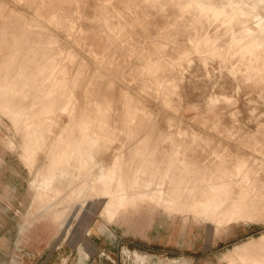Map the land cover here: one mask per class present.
<instances>
[{
    "label": "rangeland",
    "instance_id": "374dc122",
    "mask_svg": "<svg viewBox=\"0 0 264 264\" xmlns=\"http://www.w3.org/2000/svg\"><path fill=\"white\" fill-rule=\"evenodd\" d=\"M59 1L62 5L61 6L55 5L54 8H56V9H54V11H55L56 16L54 18L50 17V22L48 21L46 23L47 26H46V31L44 33H46L48 31V32H50V34H48V32H47V36H45V34H43L41 36L42 38L40 37L38 40L42 41L46 37V39L44 40V41H47V39H48V43L46 42V47L49 45L50 40H52L51 44L54 43V45H55V49H54V45H52V48L50 46L51 44L48 46L50 48V49L48 48L49 51L53 50V51H50V53H48L47 49L43 50V51L51 55L50 56L51 57L50 59L52 61V68H51L52 70L51 71H54V69H55L58 71V74H56V71H55V80L51 81L52 80V78H51L50 80L46 81V85H44V86H46L45 88H47L52 83H54L52 88H54V87L56 88L54 94L57 93L56 99L57 100L59 99L58 102L55 103V105L57 103H59L60 106H59V104L54 106V108L52 109V112L49 114H46L47 117L45 115L43 116V119H44V121H43V120H41L42 117L41 116L39 117L38 113H40V110H42V108H43L41 106H43V105L45 106V104L47 102H51L54 99L53 98L54 94L52 95L53 99L51 98L50 95H49L50 98H48L49 96H47L46 94H44V96H47V97L43 98L42 94L44 92L42 90H40L41 91L40 92L39 90L36 89L37 92H36V90L35 91L33 90L34 94L32 92V94H31L32 98H29V100H28V101H31V103H35V106L33 104L34 107L31 110L32 113L29 115V118L32 117V119H33L35 117L33 119V121H36V119H37L38 122H41V123L44 122V124L46 122V124H45L47 127V130H45L46 134H44V136L40 137L43 140V141H41V147L39 144V147L41 150L40 151L38 150L39 147L37 145V147H38L37 150H36L37 147L31 148V149H33L34 154L31 151V149L28 150L30 152L27 151V148L25 146V143L27 140V134H28V131L26 128V126H27L26 123H24L21 126V128L18 129L13 125V123L9 120L8 117L0 114V264H264V252H259L260 249L259 250L258 249H252V250H248V251H237V252L231 253V250H233L237 245H240L243 243H248L252 240L257 241L264 234V209H263V207H264V194H263L264 190H262V189H264V185H263V183H264V165H263L264 161H263V158L264 157L262 158V156H264V122H263L264 116L262 115V114H264V105H263L264 104V97H263L264 96V87H263L264 83L261 82L264 80V76H263L264 75V47H260V50H259V48H257L256 49L257 51L256 52L254 51V54L251 53V54H248L246 56H241L239 53H238V55L236 54L237 51H235V49H232V48H234V46L232 44H230V41L232 40L231 38H232L233 34H236V33L239 34L241 28H242L241 29V32H242L244 29L249 27L251 25V23H253L254 21H255L254 27H256L258 25L257 21L259 18H261V16L258 15V17H259L258 18L255 14V18H253L254 15L252 13V14H249L248 16L246 15L245 17L244 16L238 17V19L235 18L237 20V23H239V24L238 25L235 24L236 27L234 28V23H236L235 19H234V21H228L225 19V22L223 23V21H224L223 17H221L222 18V21H221V18H216V17L213 18V16H211V19L207 17V20H206V14L203 13V15H202V12L197 9V7L191 2V0H187V1L182 0V2H181V0H165V1L159 0L158 2H157V0H150V1H148V0H131V1L130 0H119V2H115V0H101V1L100 0H92V1H90V0H59ZM147 1L149 2V4ZM173 1H174V3H173ZM214 1H217V0H214ZM106 2H108V3H106ZM136 2H138L139 4L138 3H137L138 5L135 4ZM163 2H164V4H163ZM165 2H167V3L169 2L168 4H170L172 2L171 3L172 5L170 4V7H168L169 5L166 3V5H168V6H166ZM176 2H179V3H176ZM96 3H98V4H96ZM117 3H119L120 6ZM158 3H159V6H158ZM183 4H185V5H183ZM91 5H92V8L90 7V10H89V6H91ZM97 5H99V6H97ZM160 5L163 6L167 11L165 9H163ZM179 5H180V9H182L181 11L178 7ZM85 6H86V10L88 9L89 14H91L92 18L94 15V18L97 19L99 24L97 23V21L95 19L89 18L91 16L87 15L88 11H87V13L84 12V11H86ZM103 6L106 7V9ZM171 6H172V9H171ZM185 6H186V8H185ZM193 6L196 7L197 10ZM189 7H190V12H189ZM192 7L194 9H192ZM260 7H259V9L262 10L263 7L262 6H260ZM116 8H118V9H116ZM176 8H178V10ZM187 8H188V10H187ZM92 9H94V11ZM100 9H102V10L105 9L106 11L108 9L107 14L105 13L106 12L105 10L102 13V10L100 11ZM125 9L127 11L128 10H131V11L127 12V11H125ZM157 9L159 10V12H157L158 11ZM162 9H163V12H161ZM51 10H53V9H51ZM91 10L93 12H96L97 16L95 13H93V15H92V12L90 13ZM154 10H157V11H154ZM174 10L178 11L177 15L179 14V16L182 13L181 16L179 17L177 15H173L172 13L169 14L170 11L174 12ZM184 10H186V11H184ZM194 10L200 14H197L196 12H195L196 13L195 14ZM179 11L181 13H179ZM183 11L186 15L185 14L183 15ZM260 11H259V13H260ZM263 11L264 10H262V14H264ZM50 12H52V11H50ZM98 12L100 13L99 15H98ZM123 12H125L126 14ZM141 13L143 14V16ZM163 13H165V14L163 15ZM174 13L176 14V11ZM187 13H189V14H187ZM60 14H62L63 17ZM132 14L134 16H132ZM159 14H160V16H159ZM168 14L172 15L171 18ZM165 15H166V17H165ZM188 15L190 16L189 19L186 18V16H188ZM193 15H195V16H193ZM60 16L62 18H65V19L60 18ZM87 16L90 20H88ZM128 16H130V17H128ZM150 16H151V18H150ZM173 16H174V18L177 17V19L174 20ZM134 17L136 19H134ZM137 17H139V19ZM181 17L184 18L185 20H180ZM194 17H195V20L193 19ZM247 17H249L250 19L248 18V20H247ZM262 17L264 19V16H262ZM29 18H31V17H29ZM101 18H102V20L100 21ZM190 18H192L193 20L192 19L190 20ZM196 18H199V19H196ZM212 18H213V20H212ZM245 18H246V20H245ZM251 18H252V20L253 19H255V20L252 21ZM119 19H120V21H119ZM144 19L146 22L144 21ZM167 19H168L167 25H169V26H167L165 23ZM219 19L221 22H218ZM58 20L60 22H63L64 26L62 25V23H59ZM65 20H67V21L69 20V21L65 22ZM215 20H216V22H215ZM127 21H129V23ZM182 21H183V23H182ZM204 21L206 22V24L203 23ZM210 21L213 22V23L211 22L213 25L212 28H209V27H211ZM244 21H245V25H244ZM143 22H144V24L147 23L148 25L147 24L143 25ZM168 22H170V23L168 24ZM171 22H173V24L176 28L173 26V24H171ZM178 22H180V23H178ZM188 22L190 25L189 29H188V26H189ZM192 22H195V23H192ZM217 22L220 24L218 25ZM227 22H230V24H233V25H230ZM34 23H36V22H33V24H32L33 28H34ZM118 23H119V25H118ZM199 23H200V25H198ZM240 23H241V25H240ZM58 24H60L62 27ZM138 24H140V26ZM225 24H226V26L227 25H230V26H228V28H226ZM36 25H38V24H36ZM52 25H53V27H52ZM101 25H103L104 27H101ZM146 25L149 27V29H147ZM206 25H207V27H206ZM164 26H166V30H165ZM179 26L184 27V28H182L184 31L182 29H180L181 27L178 28ZM216 26H217V31L215 30ZM48 27L51 30L50 29L48 30L47 29ZM67 27H69V28H67ZM126 27H127V29H126ZM133 27H134L135 31L133 30ZM194 27H196L197 29ZM219 27H221L222 29ZM223 27L226 29L223 30L224 29ZM142 28L144 30H142ZM151 28H153V29H151ZM173 28H175V30ZM112 29H113V32H112ZM179 29L182 31L181 32L178 31ZM187 29H188V32H187ZM202 29L206 32L204 33V31H202ZM232 29L235 31V33H232L233 32ZM63 30L64 31L67 30L68 34L67 33L65 34V32ZM141 30L144 32H142ZM152 30H154V32H152ZM189 30L191 31L190 33H189ZM207 30H209V31H207ZM226 30L228 33L227 34L224 33L225 34V36H224L223 32H226ZM54 31L56 34L60 33L59 35H61V36L58 35V37H55L57 35L54 33ZM62 31L64 32L63 35H62ZM72 31H73V33H72ZM75 31H76V33H75ZM145 31H147V32H145ZM149 31H151V32L149 33ZM127 32H128V34L129 33L130 34L128 35ZM177 32H179V33H177ZM184 32L186 33V35ZM193 32H194V34H193ZM210 32L212 35H210ZM218 32H219V34H218ZM124 33H126V34L124 35ZM231 33H232V35H231ZM139 34H140V36H139ZM144 34H146V35H144ZM148 34L151 37H149ZM187 34L189 36L192 34V38H191V36L189 37ZM228 34H229L230 38L228 37ZM49 35H50V37H49ZM51 35L54 37V39ZM66 35H68L69 38ZM111 35H113V36H111ZM114 35L115 36L119 35V36L115 38ZM204 35L206 36V39L208 40V42L205 39ZM73 36H74V38H73ZM141 36L143 37V39ZM181 36H182V38H181ZM223 36H224V38H223ZM60 37H63L61 42H59V43H62V45L55 41L56 40L55 38H57L58 41H60L59 40ZM113 37L115 39L114 41H112ZM175 37H176V39H174ZM217 37L219 38V40ZM225 37L227 38V40ZM150 38H152L153 40ZM169 38H172V39H169ZM177 38H178V40L180 39L179 42L177 41ZM228 38L230 39V41ZM72 39H74V41ZM67 40L68 41L70 40L73 42H70V41L67 42ZM118 40H120L121 42ZM140 40H141V42H140ZM188 40L189 41L191 40V41L189 42ZM209 40H211V41H209ZM217 40H218V42H217ZM220 40H221V42L223 41V45H221ZM62 41H65V42H62ZM175 41H177V42L175 43ZM196 41H199V42L197 43ZM74 42H75V44H73V46H72V43H74ZM182 42L183 43L185 42L184 45L179 44ZM186 42H188V43H186ZM214 42H216V43H214ZM227 42L229 44H226ZM113 43H117V45L116 44L114 45ZM133 43H134V45H133ZM195 43H197V44L194 46L193 44H195ZM218 43H219V45H218ZM57 44H59L60 46ZM177 44H179V45H177ZM189 44H191L190 45L191 47L189 46ZM67 45H68V47H67ZM74 45H76V46H74ZM200 45H202L203 48L205 47L204 51ZM212 45L214 47H215V45H217V47L213 50V52L211 51L214 48V47H212ZM118 46H120V47L118 48ZM142 46L144 48L141 49ZM182 46H185V48ZM64 47H65V49H64ZM69 47H71L72 49ZM206 47L209 48L210 50L207 49ZM211 47H212V49H211ZM77 48L78 49L81 48V50H83V51H81L80 49L78 51ZM192 48L194 51L192 50ZM218 48H220V49H218ZM73 49H75V50H73ZM158 49H159V51H158ZM67 50L71 54L75 51H76V53H73L71 56L69 54V56H68L66 54V53H69ZM112 50L115 51L116 53H114ZM189 50L190 51L192 50V52H190ZM206 50H207V52H206ZM227 50L228 51L230 50L229 51L230 54ZM85 51H86V53H84L85 57H83V58H85V61H84V59L80 58V56H83V52H85ZM151 51H153V53ZM180 51L182 53H180ZM210 51H211V53L209 55ZM258 51H260L259 52L260 54L262 53L260 55L261 58L259 57ZM62 52H63V55L61 57H63V60H64L63 62L61 61V57L58 56ZM77 52H79V53H77ZM119 52H120V55L118 54V56H117V53H119ZM157 52H159V53L157 54ZM160 52H161V54H160ZM52 53H54L53 57H52ZM178 53H179V55H178ZM194 53L198 54V56ZM202 53H203V57L201 56ZM206 53H208V54H206ZM255 53L257 54V56H255L256 55ZM55 54H57V55H55ZM65 54L67 57L66 56L64 57ZM86 54H87V58H88L87 60H86ZM90 54H91V56H90ZM199 54H201V55L199 56ZM75 55H78L79 59ZM88 55H89V57H88ZM191 55L193 56V58L195 57L192 61H191L192 57H190ZM220 55H221V58H219ZM74 56L76 57V60H75ZM108 56H111V57H108ZM116 56H117V58L119 57L117 59V62H116ZM252 56H255V57H252ZM58 57H60V59ZM69 57H70V59H69ZM72 57H74V58H72ZM107 57L109 58V60ZM133 57H134V59H133ZM149 57L152 59H150ZM204 57H206V58H204ZM207 57H208V59H207ZM228 57L230 58V60ZM175 58H177V59H175ZM235 58L238 61H236ZM243 58H244V60H243ZM53 59H55V60L58 59V60H56V61L54 60V62H53ZM71 59H73V60H71ZM148 59L150 61H148ZM167 59H169L168 60L169 62L166 61ZM171 59L173 60V62ZM183 59H184V61L186 59V62L188 61L187 63L185 62V65L183 64ZM213 59L216 61V63H215V61H213ZM257 59H258V61H257ZM90 60H91V63H92V60L93 61L99 60L96 63L98 64V66L100 65L99 67H101V68H102L101 65L102 64L104 65L106 63L103 66L102 70L105 71L106 69L108 70L111 68L110 69L111 71L108 70V72L110 71V73H106L107 70H106V72H104L105 74L101 73V72H103L101 70V68H99L95 62H93V63L96 64V66L93 67L92 66L93 64L91 65ZM134 60H135L136 64H137L136 61H138L137 65L133 62ZM242 60L244 61V63H242ZM250 60L253 64H251ZM261 60H262V62H260ZM76 61L78 63H81L80 66H78V63ZM106 61L108 63L110 62V64L107 65ZM143 61H147L148 62L147 65H145L146 63ZM230 61H231V63H230ZM190 62H192V63H190ZM235 62H237V63H235ZM75 63H76V65L73 66ZM133 63H134V65H133ZM161 63H162V65H161ZM181 63L183 64L182 66H181ZM214 63H215V65H214ZM223 63L225 65V68H226L227 64L229 67H230V65L232 66L230 69L231 72L232 71L235 72V71H237V69H239V70L237 71V73L235 72L236 74L234 72H232V75H231L228 66L226 68L227 71H226V69L223 68V66H224V65L222 66ZM234 63H235V65H232ZM240 63H241V65H240ZM260 63H261V65H260ZM59 64L61 65L60 67H58ZM85 64H86V66H85ZM139 64L141 66L142 65L147 66V68H149V69H145L146 67H143V66L141 67ZM217 64L219 65V68H218ZM127 65H128V67H127ZM178 65H180V66H178ZM213 65L216 66L217 69H215ZM76 66H77V68H75ZM107 66H108V68H107ZM109 66H110V68H109ZM115 66H117V67L120 66L121 69L119 67L117 68ZM129 66L131 67L130 69H129ZM136 66H137V68H136ZM154 66H156V67L159 66L160 67V68L158 67L159 71ZM177 66H178L179 70H178ZM221 66L224 70L221 68ZM255 66H256V68H255ZM86 67H89V68H86ZM104 67H106L105 70H104ZM152 67H154V70L155 69L156 70L153 71ZM181 67L184 69L183 71H182ZM235 67H236V69H235ZM242 67L244 68L246 73H245V71L243 72ZM73 68L76 69V73L74 72L75 77L73 76ZM122 68L126 69V70H123ZM140 68L144 69L143 72H142V69H140ZM175 68H177V69H175ZM220 68L222 71L220 70ZM138 69H140V71ZM112 70L114 71V73ZM169 70L171 73L169 72ZM173 70H174V74L172 73ZM180 70H181V73H180ZM92 71H94V72H92ZM97 71H98V75H97ZM119 71L120 72L122 71V72L120 73ZM129 71H132L131 72L132 74ZM160 71H161V73H160ZM63 72H65V74ZM84 72H85V74L86 73L87 74L84 75ZM127 72H129V73L127 74ZM154 72H155V76L158 74L156 77L153 76ZM156 72H159V73L156 74ZM175 72H177V77H176ZM238 72L240 75L238 74ZM91 73H93V74H91ZM141 73H143V74H141ZM168 73H170V75ZM244 73L246 75H247V73L249 74V76L248 75L246 76V79L248 77L247 80L245 79ZM63 74L65 75V77L68 80H66V78L62 79ZM71 74H72V76H71ZM106 74L111 75V76L113 75V76H112V78L111 77L109 78V76L107 77ZM115 74H116V77L118 78V80H117V78L114 79ZM233 74H235V75H233ZM237 74H238V76H237ZM241 74H242V76H241ZM93 75H95L96 77ZM222 75H224V76H222ZM162 76H163V78H162ZM170 76H173V77L170 78ZM218 76H219V78H218ZM233 76L236 77V79ZM71 77H72V79H69ZM174 77H175V79H174ZM228 77H229V80L231 81V83H230V81H228V83H227ZM61 79H62V81H61V88H60L61 92H60L57 89V84H58V81ZM81 79H82V81H81ZM112 79H114V80H112ZM122 79L123 80L125 79L124 82L125 83L128 82V83L125 84L124 82H122ZM146 79H147V81H146ZM172 79H174L176 82L175 81L173 82ZM63 80H65V82ZM71 80L73 83L71 82ZM91 80H92V85H91ZM115 80H117L118 83L120 82V84L121 83H123V84H121L119 86V84L116 82V85H118V86H114ZM217 80L223 81V83L222 82L220 83ZM224 80H225V83H224ZM241 80H242V82H239ZM170 81L174 83V86H172L173 83H171ZM178 81H180L181 84L175 86V84L180 83ZM237 81L239 82L238 84H237ZM245 81H247V82H245ZM259 81L261 83H259ZM169 82H170V84H169ZM243 82L245 84H243ZM69 83L71 84V86H69ZM96 83H97V85H96ZM257 83L259 85L257 87H255ZM158 84H159V86H158ZM224 84H225V86H224ZM236 84H237V87H236ZM122 85H123V87H122ZM126 85H128V87ZM133 85H136V86L142 85L143 86V88H142L143 92L140 91L141 93H143V95H141V96H143L141 99H140L139 95H136V93L141 88L138 86L139 87V89H138V87L134 86V89H133L132 88ZM148 85H149V87H148ZM164 85H166V86L163 87ZM238 85L239 86L241 85L240 86L241 90L238 89V87H239ZM260 85H261L260 90H258V87ZM98 86H100V88ZM68 87L70 88V90H68L69 89ZM71 87L72 88L74 87V90ZM117 87H118V89H117ZM126 87L128 89L130 87V89H129L130 91L127 90ZM166 87L167 88L169 87L168 90ZM246 87L249 88V92H248V88L244 90V88H246ZM86 88H88V89L86 90ZM123 88H125L128 91V95H127L126 90H124ZM144 88H145V90H144ZM164 88H166V89H164ZM172 88H173V91L170 92V90H172ZM236 88L239 91H237ZM262 88H263V90H262ZM76 89L80 90V96H79V90L77 92L78 96L76 95V91H77ZM95 89H97V90L94 91ZM102 89L105 92L102 91ZM122 89L124 90V92L122 91ZM252 89L255 90L254 93H253ZM64 90H65V92H64ZM136 90H137V92H135ZM165 90H166V93H165ZM256 90L259 92H257ZM62 91L64 92V94ZM132 91H133L132 95L134 94L133 97L130 94ZM154 91L156 93H154ZM220 91H221L222 95L220 94ZM233 91H234V93H233ZM244 91H245V93L247 92L248 96L247 95L245 96ZM173 92H174V94H173ZM180 92H181V94H180ZM236 92L239 93L238 94L239 96L236 95ZM35 93H37V94H35ZM110 93H112V97H113V98L111 97V99H110V96H111ZM117 93L123 98V100L120 98L119 95H116ZM171 93H172V95H171ZM178 93H179V95H177ZM212 93L214 94L215 97L213 96ZM225 93H227V94L225 95ZM255 93H257V94H255ZM38 94H41V95H38ZM60 94H62V95H60ZM65 94H67V95H65ZM70 94H73V96L75 98L73 99L72 97H69V96H72ZM85 94H86V96H85ZM92 94H93V96H92ZM138 94H139V92H138ZM147 94L149 97L146 96ZM166 94L169 97L170 96L172 97L174 95L172 97L173 99H170L171 97L169 98L167 96V98H169V100H168L165 96ZM234 94H235V96H234ZM260 94H261L262 98H261ZM56 95H54V96H56ZM94 95H95V97H94ZM108 95H109V97H108ZM115 95L117 97L116 100H115ZM197 95H198V97H197ZM200 95H202V96H200ZM255 95H256L258 100L256 99V97H252ZM82 96H83V99H81ZM145 96L147 99L144 98ZM178 96H181V97H179V99H177ZM205 96L207 97V99H205ZM85 97H87V98L85 99ZM105 97H106V100L103 99ZM135 97H138V98H135ZM160 97H161L162 102L160 101ZM202 97H204V98H203V101L200 100V102H201L200 103L198 101V99H202ZM258 97H260V100ZM37 98L42 103L40 102V104H38L39 100ZM62 98H64V99L62 100ZM162 98L164 100L165 99H167V100L163 101ZM220 98H223V99L221 100ZM232 98H234V99H232ZM241 98H243L245 100V103L243 101L244 107H242L243 104H242ZM253 98H254L256 104H255V102H253L254 101ZM30 99H33V100L36 99L35 100L36 102L35 101L33 102V100H30ZM42 99H44L43 101L45 103H43ZM76 99H77V101H76ZM94 99L97 101L94 102ZM102 99H103V101H102L103 104L101 103ZM112 99L114 101H112ZM135 99H139V102ZM155 99H156V105L152 104L155 102ZM182 99H183V101H182ZM251 99L253 101H251ZM70 100H72V101H70ZM86 100H88L89 102L91 101V104L88 102V104H89L88 105ZM121 100H122V103H121ZM151 100L154 102H151ZM157 100H158V103H157ZM208 100H210V101L208 102ZM232 100H233V102H231ZM235 100L236 101L240 100V101L236 102ZM73 101H74V105H72ZM98 101H99V103H98ZM109 101L111 102V104L109 103V105H107ZM117 101L120 105L116 104ZM135 101H137L138 103L135 104ZM257 101H259V102L261 101V102L257 103ZM68 102H72V103L68 104ZM75 102H76V105H78L77 107L75 106ZM80 102H81V108L82 109L78 108V107H80L79 106ZM145 102H146V105H145ZM149 102H150V108L147 107V105L149 106ZM160 102L164 106L161 105ZM165 102H167V103H165ZM181 102L182 103L184 102V104H183L184 106L181 104ZM248 102H250L249 106H247V108H245L246 105H248L247 104ZM92 103H93V105H92ZM95 103L97 105H95ZM142 103H143V105H142ZM233 103H235V105L236 104L237 105L235 106V105H233ZM36 104L38 106L41 105L40 108ZM62 104L64 105V108H63ZM82 104L84 105V108H83ZM166 104H167V107H166ZM259 104H260V106H259ZM98 105H100L101 107L100 106L98 107ZM103 105H106L105 106L106 108ZM110 105L114 106V108L112 106L110 107ZM116 105L118 106L119 109L116 108ZM153 105H154V107H157L156 108L157 111L155 110ZM65 106H66V108H65ZM107 106L110 108L109 110H108ZM168 106H170V107H168ZM58 107H59L58 110H60V109H61L60 111L64 110L63 113L67 112L69 115L67 113L62 114V112L57 110ZM74 107H75V111L73 109ZM145 107H147V108L145 109ZM152 107H153V109H152ZM76 108H78V109H76ZM134 108L136 111L134 110ZM66 109L67 110L69 109V110L67 111ZM72 109H73V111H72ZM79 109H80V113H78ZM102 109H103V111H102ZM105 109L107 112L105 111ZM167 109L168 110L170 109L171 112H168V111L166 112ZM189 109H191V110H189ZM204 109H205V111H204ZM229 109H230V111H229ZM35 110L37 113L35 112ZM56 110L58 111V113L60 112V115H62L61 118H60V116H58L59 114L57 113ZM81 110L83 113L86 111L85 116L87 118L84 116L83 113H82L83 116L81 115ZM95 110H96V113H95ZM117 110L119 111V114L117 113ZM150 110L152 112L154 110V111L158 112V114L156 112H154V113H156V115L154 113L152 114ZM206 110H207V112H206ZM88 111L91 112L93 116L91 115V113H87ZM108 111H110V112H108ZM125 111H126V113H125ZM159 111H160V113H162V115H161L162 117L159 115L160 114ZM163 111H164V113H163ZM174 111H175V113H174ZM202 111H204L206 114L205 113L203 114ZM226 111L228 113H225ZM75 112H77V114H78L77 117H76ZM93 112H94V114H93ZM112 112H113V114H112ZM223 112L226 114L225 116L223 115L224 114ZM229 112H230V115H229ZM253 112H256V113H253ZM260 112H262V113L260 114ZM86 113H87V115H86ZM170 113H172V114L170 115ZM201 113H202V115H201ZM245 113H246V115H245ZM247 113H248V117H247ZM109 114H110L111 118L109 119V117H108V121L109 120H110V122L113 121L111 123H114V124H111L110 122L107 121L106 117ZM146 114H147V116H146ZM151 114H152V116H151ZM166 114L170 115L169 120L171 122V119H172V122H171L172 124L167 119ZM179 114H181V115H179ZM37 115H38L39 119L36 118ZM63 115H65L66 118H65V116H64V118H62ZM101 115L102 116L104 115V117L106 116L105 119L102 118L105 121L104 120L100 121ZM115 115H116V117H114V119H115L114 120V119H112L113 118L112 116H115ZM164 115H165L166 119H165ZM172 115H175V116H172ZM176 115H177V117H178V115L181 116L182 119L184 118V120L187 119L189 121V122L188 121L187 122L191 123V124L193 123V126L191 124H190L191 126H189V124L187 125L186 121H185V123H183V120H181V119L178 120L179 117L177 118ZM73 116H75V118ZM132 116L134 117V120L131 118ZM221 116H224V117L222 118ZM49 117L52 119L53 122L50 120ZM54 117H56V118L54 119ZM58 117L61 120L60 119L58 120ZM93 117L94 118L96 117L97 119L95 118L96 119L95 120ZM147 117L152 119L150 121V123H149L150 119L149 118L147 119ZM159 117H161L160 120L159 121L156 120ZM175 117L178 121L175 120L176 122L174 123V125L175 126L178 125L177 129L178 128H179L178 130L181 129L180 132L177 129H176L177 131H175L176 127L171 128L173 125V121H174ZM242 117H243V119H242ZM69 118H70V120H69ZM140 118H142V119H140ZM144 118L147 119L146 121H148V122L145 123V121H143ZM218 118L222 119V121L220 122V119H218ZM32 119L30 118L29 121L31 122ZM46 119H47V121H46ZM64 119H66V120L68 119V122L65 121ZM231 119L233 120V122ZM255 119H257V123H256ZM54 120H56L57 122H55ZM74 120L75 121L87 120V122H85V126L88 125L86 127V129L89 133L97 134L99 129H100L101 135H102L101 136L102 138L100 137V139H103V137H104L105 140L106 139L108 140V142L105 141V143H104V139L102 140V145H101V147H102L101 151L102 152L99 151L100 148L98 149V147H100V144H99L101 142L100 140L94 146L95 148L93 147V152L98 151V152H94L95 158H96V156H95L96 154L99 156V158H101L102 155L104 156L103 158H101V159H103V163H102L101 159L96 160L93 158L94 162H92V165L89 166V168H87L88 173L87 172L82 173V168H81L82 174H80V172H79L80 170H78V173H77L76 172L77 168L80 169V167L78 165V162L74 159H72V160H74L75 162L73 161V163L70 162L69 164L70 165L72 164V166L75 164V172H74V168L72 166H69V164H65V166H68V168H69V173L74 175L77 180H80L82 178H86L87 176H88L87 177L88 180L91 181L92 176H93L92 180H94V176L96 175L95 172H97V169H96V171L94 169L96 167H98V169H99V165H102V164H105V166L107 165L106 167H110L113 164V162L116 160L117 156H120V157L123 156L122 160L125 159V162H126L125 163L123 161L124 162L123 166H125L124 170L125 169L127 170V171H124L122 169L123 175L128 176V177H132L133 176L132 174L134 173L135 169L139 165L136 157L138 155H139L138 158L142 157L141 156L142 153L140 151H142V152L144 151V154H143L144 156H143L142 160L140 159L141 162L139 161V163H142V161L144 160V157H145V159L146 158L153 159V161H156V163L158 162L161 164H165L169 161L170 155H174V154L178 153V154H180V156L182 158L184 157L183 160H184V162H186L189 165V169H194L196 171L198 170L199 173L195 174V176L198 178L199 177L207 178V175L205 174L206 169H207V173H208L210 178H213V177H214V179H217V177L221 178L219 176H216V174H214V172L216 173L220 169L218 171V174L220 176L222 175V179L224 178L223 180H232V182L235 183V184L232 183L233 187L238 186L237 188H234L235 190L233 189L235 194H238V190L240 189L239 187L248 186V184H251L253 188H251V190H249V192L251 194L249 193L250 198H249V200H247V204L251 206L255 202L259 201L260 199H261L260 201H262V199H263V201H262L263 207L261 208L262 203L258 202V203H255L254 205L257 208L259 203H261L260 207H258L255 210L254 209L249 210V208H255L254 205L251 207H249V206L245 207V205H247V204H245L244 205L245 209L247 208L248 211H251L253 214V215L250 214L251 216L248 220H241L239 222L235 221V222L231 223L230 225H226V220H224L222 222V224L220 226H218L217 223L215 224L216 221L213 220L214 221L213 222V221H211L212 219H210V218H208L210 221L207 218H206V220H207L206 221L204 219V217L202 219H201V217L200 218L196 217L193 214V212H180V211L169 212L165 209L164 206H160L156 210L150 209L149 206H147V207L143 206L139 210H131L128 212H122L121 211L115 217L109 218V214L102 207L99 206V200L95 197L94 192H90V193L86 194L85 196H83L82 198H79L76 200H68V193L70 192V190L69 189L68 190L67 189H61V192L59 194L45 193L43 198H38L37 195L40 192V190L37 189V182L42 178V177L40 178L39 175L42 176V174L44 175L47 172L48 167L46 165L49 164V162L47 164V161L51 162L52 156L54 155L52 153V151H53L52 149L54 148L53 144H55V142L57 141V139L59 137H62V134L64 135L63 138H66L67 135L71 136V138H77V137H79L78 135H80L79 134L80 131H78V130H80V128L77 126L78 124L76 125V123H81V122H79V121L74 122ZM88 120L89 121L93 120V121L90 123V122H88ZM97 120L100 121V126L98 125L99 129L97 128V125H96L97 123H95V121L97 122ZM129 120H131V121H129ZM212 120L215 121V123ZM226 120H228V122L225 123ZM63 121H64V125L62 124ZM119 121H120V123L122 122L120 126L118 125ZM162 121L164 122V124H162ZM216 121L219 123L217 124ZM47 122H48V124H47ZM135 122H136V124H135ZM158 122H159V124H158ZM166 122L170 123V124H167ZM211 122H212V125H211ZM49 123H52V124H49ZM92 123H94V124H92ZM108 123H110L109 124L110 128L108 126ZM124 123H125V125H124ZM156 123H157V125H156ZM176 123H179V124L176 125ZM222 123L223 124L225 123L226 125L224 124V127H223ZM231 123H233V124H231ZM25 124H26V126H25ZM61 124H62V126H65V127H62ZM98 124H99V122H98ZM130 124H131V126H130ZM134 124H135V127H134ZM216 124H217V126H216ZM255 124H259V125H255ZM52 125H53V127H52ZM70 125L74 126V128L76 127L75 130L73 129L74 132L76 131V129H78L77 132L74 133V137L72 135H70L69 132H67L69 130L68 127ZM90 125L91 126L93 125L94 127L93 126L91 127ZM112 125H113V127H112ZM179 125H184V126H179ZM200 125H201L203 132L206 131L204 129H207V130L209 129L210 132L208 131L209 133H207V131H206L205 132L206 135L203 134L202 131H200V129H201ZM114 126H116L117 129ZM140 126L143 127V129L145 130L143 132H146V136L142 132V130L139 132V130L142 129ZM160 126H161V130H162V132H160V134H162L163 137L160 134H158V132L161 131V130H159ZM207 126H208V128H207ZM233 126L235 128H237L236 129L237 131H235V128L231 129V127H233ZM249 126H250V128H249ZM66 127L68 128V130H66V132L64 131L66 134L65 135L63 130L62 131H60V130L62 128H66ZM111 127H112V129H111ZM122 127H123V130H120V129H122ZM189 127H190V129H189ZM239 127H241V128H239ZM24 128H25V130H24ZM53 128L54 129L57 128L56 132ZM147 128H148V131H147ZM149 128L151 130H149ZM156 128H158L157 134L155 131ZM167 128L170 130L168 131ZM211 128H212V130H211ZM254 128H255V130H254ZM49 129L51 130V132ZM103 129H104V131L102 132ZM115 129H116V132H115ZM124 129H126V130H124ZM238 129H239V131H238ZM250 129H251V131H250ZM25 131H26V133H25ZM59 131L61 133L59 135H57L59 133ZM163 131L165 133V136L163 134ZM185 131H186V133H185ZM196 131H197L198 135L195 134ZM229 131H230V133H229ZM258 131H259V133H258ZM47 132L50 134V136ZM119 132H120V134H119ZM124 132H126V133H124ZM147 132H149V133L147 134ZM151 132H152V134H151ZM177 132H179L180 135H178ZM189 132H190V134L187 135V133H189ZM214 132L217 134L218 140H220V138L223 137L224 139H227V141L223 140L222 138H221L222 139L221 142L217 141L215 139L216 138L215 135L213 138ZM246 132L247 133L250 132V133L247 135ZM133 133H134V135H133ZM168 133L171 135L169 136ZM200 133H202V134H200ZM236 133H238V135ZM256 133H257V135H255ZM55 134H56V136H55ZM155 134H156V137H158V139H160V141L156 140V138L154 137ZM166 134L169 137H171V139H169L166 136ZM207 134H209L207 137L208 140H206ZM128 135H131V137ZM182 135H183V137H182ZM210 135L212 136L213 139H209V138H211ZM258 135L261 136V138ZM54 136L57 138L56 140H55ZM124 136H125V138H123ZM147 136H148V138H147ZM150 136H151V138H150ZM179 136H181L182 138L180 139ZM185 136H187V137H185ZM189 136L191 139H188ZM50 137L52 138V140ZM108 137L110 140L108 139ZM175 137H177V139ZM192 137H193V140H192ZM133 138L135 139V143H137V144L140 143V140H141L142 144L140 143V145H141L142 150H139L141 148H139V149L137 148L138 150L136 149V144L134 143ZM174 138L176 140H178V139L179 140L176 141ZM183 138H185V140ZM53 139H54V141H53ZM124 139L126 140V142L129 139L133 140L132 142H130L131 140H129L127 142V144H129V142H130V144H129V146L131 145L130 147L126 144V142L125 143L123 142ZM168 139L171 141L172 144L169 142ZM197 139H198V141H196ZM136 140H137V142H136ZM138 140H139V142H138ZM164 140L166 141V143H164L165 142ZM200 140H202V142ZM111 141H113L112 144H111ZM115 141L120 143V145ZM156 141L158 143H156ZM193 141L195 142V147H193L194 146ZM209 141H210V143H209ZM216 141H217V144H215V146H214L213 142L216 143ZM233 141H235V142H233ZM42 142H45V143L42 144ZM51 142H52V146H51ZM143 142L146 145V147L143 146L144 145ZM205 142H207V144ZM222 142L224 144L226 142H228V145L225 144L227 147L224 146V144H222ZM230 142H232V143H230ZM236 142H238V143H236ZM186 143H187V145H186ZM198 143H199V147L196 148V146H198L197 145ZM220 143L223 145L224 148H221L222 145H220ZM98 144H99V146H98ZM106 144L109 146H107ZM114 144L116 146H114ZM117 144H118V147H117ZM165 144H167L166 147L164 146ZM179 144L181 147L178 146ZM190 144H191V146H190ZM202 144L204 146H202ZM231 144L232 145L235 144L234 146L236 149L234 148V146L232 148ZM236 144L239 145L238 147L240 149L238 147H236ZM42 145H43V148L46 146V148H47V149H45L46 153L43 151L44 149H42ZM60 145H59V148L61 147ZM111 145L113 146V150H112ZM126 145L130 149V155H129V153H127V151H123L125 149L129 150L126 147ZM147 145H149V147ZM132 146L134 147V149ZM170 146H172V148ZM173 146L176 149H173L174 148ZM211 146H213V150L215 149L214 152L212 151ZM228 146H230V148ZM48 147H50V150ZM109 147H110V150H109L110 152L106 151L109 149ZM114 148H116V150ZM121 148H122V150H121ZM160 148L162 149L161 152H160ZM163 148H165V149H163ZM170 148H171V150H170ZM200 148L203 151V153L201 150H199ZM216 148H217V150H216ZM228 148L230 151H233V150L234 151L237 150V151L233 152L234 153L233 154L229 150H227ZM104 149L107 153H105ZM135 149H136V153L134 154ZM146 149H148V150H146ZM188 149H190V150L192 149L190 152L191 156H189L190 150H188ZM210 149H211V151H210ZM222 149L223 150L225 149L226 151H229V152L228 153L226 151L222 152ZM111 150H112V152H111ZM114 150L116 151L115 152L116 155L113 152ZM117 150H119V151H117ZM182 150H183L184 154L182 153ZM194 150H195V153H194ZM246 150L248 151L247 154H246ZM154 151H155V153H154ZM35 152H36V156H35ZM37 152H39V153H37ZM179 152H181V153H179ZM196 152H197V154H196ZM198 152H201V154H199ZM218 152L219 153L222 152L221 155L218 154ZM244 152H245V155H244ZM250 152L252 153L251 155H250ZM132 153L135 155V157ZM137 153H138V155H137ZM161 153H162V155H161ZM238 153H240V154H238ZM29 154L30 155L33 154L34 156L32 155L30 157ZM47 154H48V156L49 155L51 156V157L49 156L50 160H47L48 159ZM106 154H107V157L109 156L108 157L109 160L107 159L108 161L106 160ZM123 154L125 155L126 158L124 157ZM148 154H150V157H148L149 156ZM157 154L158 155L160 154V155L158 156ZM185 154H187V157ZM208 154H209V156H208ZM222 154H224V155L226 154L227 157H226V155L224 156ZM241 154H242V156H241ZM259 154H260V157H259ZM113 155H114V159H113L114 161L112 160ZM217 155H218V159H217ZM230 155H231V157H230ZM236 155L238 156V158L235 157ZM254 155H255L257 160L255 159ZM256 155L259 157V160H258V157ZM98 156H97V158H98ZM131 156L134 160L130 159ZM194 156H195V159H194ZM207 156L210 157L211 160H210V158H207ZM246 156L248 158H246ZM32 157L33 158L35 157V158L33 159ZM158 157L161 158V160ZM197 157H198V159H197ZM223 157L228 158L227 161H226V159L224 161ZM243 157H245L247 160L249 159L248 162L246 159H243ZM128 158L130 160H132V162H130V160ZM185 158H187V159L191 158V160H189V159L187 160ZM214 158H216V159H214ZM196 159H197V163H196V161H194ZM204 159H205V161H204ZM231 159H232V161H231ZM45 160H47V161L45 162ZM218 160L219 161L221 160L223 162L220 161V165H216V163L219 162ZM242 160H245L246 162L244 161L245 163H243ZM104 161H106V163ZM111 161H113V162H111ZM190 161H191V163H190ZM212 161H213V163H211ZM228 161H229V163H228ZM239 161H241L240 162L241 167H239ZM258 161H259V163H258ZM99 162H100V164H99ZM201 162H202V165H201ZM203 162H205V163H203ZM207 162H209L208 165L210 164L211 166L210 165L208 166ZM225 162H227V164ZM33 163L35 165H33ZM95 163H96V167H95ZM97 163L99 165H97ZM129 163L131 166L129 165ZM132 163H135V165H133ZM221 163H223L225 168L222 167L223 165H221ZM232 163H233V166H231L229 169L228 166L232 165ZM236 163L238 166L236 165ZM257 163H258V165H257ZM196 164H198V165H196ZM203 164H204V166H203ZM259 164H260V168H259ZM261 164L263 165V170L261 168V166H262ZM247 165L251 166L252 169L247 167ZM254 165H256L258 167L256 168V166H254ZM33 166H34V168H33ZM128 166H130V168ZM133 166H134V169H133ZM135 166H136V168H135ZM198 166H200V167H198ZM214 166H217V167L220 166V168L217 169V167H214ZM203 167L205 169H203ZM221 168H222V170H224V169L225 170L222 171ZM226 168H227V170H226ZM236 168L238 169V171L240 170L242 173L245 172L244 175L248 174V176L244 177V175H242V173L240 172L241 175H239V176H243L242 177L243 180L241 178H240L241 179L240 180L238 174H236V172H238L236 170ZM243 168H246L247 170L243 169ZM253 168H256V169L253 170ZM42 169H44L45 171ZM89 169L91 172L89 171ZM201 169L203 170L202 173L200 172ZM36 171H38L37 174H36ZM39 171H43L42 174ZM129 171H130V173H129ZM248 171H249V173H247ZM127 172H128V174H127ZM209 172L210 173L213 172V175H211ZM254 172H256V174ZM91 173H92V175L89 176ZM232 174H233V176H232ZM227 175H228V178H227ZM38 176H39V178H38ZM254 176L256 177L255 178L256 180L253 179ZM258 176H259V179H258ZM231 177H232V179H231ZM260 177H262V178H260ZM36 178L39 180H37ZM250 178H251L252 182L250 181ZM233 179H234V181H233ZM260 181H263V183L262 182L260 183ZM257 183H259V185H257ZM165 186H168V184H166ZM153 187H156V185L154 184ZM199 191H200V189H198L196 191V193L201 192V191L200 192ZM239 192H241V189L239 190ZM236 196H237L236 198H238L239 195H236ZM252 198L254 199V201ZM251 199H252V201H251ZM57 212L61 213V215L60 216L56 215ZM101 213H102V216H100ZM256 214H259V215H256ZM241 241H243V242L241 243ZM81 249L85 250L87 254L85 252H82ZM130 250L131 251L137 250L141 253H145L148 258L141 262V261H139V258L136 256V254L134 252H131ZM178 259H181V260H178Z\"/></svg>",
    "mask_w": 264,
    "mask_h": 264
},
{
    "label": "bare ground",
    "instance_id": "6f19581e",
    "mask_svg": "<svg viewBox=\"0 0 264 264\" xmlns=\"http://www.w3.org/2000/svg\"><path fill=\"white\" fill-rule=\"evenodd\" d=\"M90 1H92V0H90ZM101 1V0H100ZM131 1V0H130ZM129 1V2H130ZM148 1H150V0H148ZM147 1V2H148ZM159 0H157V2H158ZM163 1H165V0H163ZM187 1V0H186ZM98 2V1H97ZM105 2V1H104ZM112 2V1H111ZM115 2H119V0H115ZM142 2V1H141ZM181 2H182V0H181ZM191 2L197 7V9L199 10V11H201L202 12V15H203V13H205L206 14V20H207V17L208 18H210L211 19V16H213V18H221V17H223L224 18V21H223V23L225 22V19L226 20H228V21H234V19L236 18V19H238V17H245L246 15L248 16L249 14H252L253 13V15H254V17L253 18H255V14H256V16L258 17V15H260L261 16V18H259L258 19V21H257V26L256 27H254V22L253 23H251V25L249 26V27H247L246 29H244L242 32H241V29H240V33L239 34H233V36H232V40L230 41V37H229V34H228V39H229V41H230V44H232L233 46H234V48H232V49H235V51H237L236 52V54L238 55V53L241 55V56H246V55H248V54H254V51L256 52L257 50V48H259V50H260V47H264V19H263V17L262 16H264V14H262V10H264L263 8H264V0H217V1H214V0H191ZM100 3V2H99ZM102 3V2H101ZM106 3H108V2H106ZM114 3V2H113ZM138 2H136L135 4H137ZM162 3V2H161ZM166 3L167 2H165V5H166ZM169 3V2H168ZM167 3V4H168ZM172 3V2H171ZM170 3V4H171ZM173 3H174V1H173ZM176 3H179V2H176ZM90 4V3H89ZM88 4V5H89ZM96 4H98V3H96ZM111 4V3H110ZM109 4V5H110ZM119 6H120V4L119 3H117ZM116 4V5H117ZM139 4V3H138ZM137 4V5H138ZM148 4H149V2H148ZM154 4V3H153ZM163 4H164V2H163ZM170 4H168V5H166V6H168V7H170ZM55 5H58V6H61L62 4L60 3V1L59 0H0V114L1 115H3V116H6V117H8L9 118V120L13 123V125L16 127V128H21V126L24 124V123H26L27 124V126H26V124H25V126H26V128H27V131H28V134H27V140H26V143H25V146H26V148H27V151L29 150V149H31V148H33V147H37V145H38V147H39V144H40V147H41V141H43L42 140V138H40L41 136H44V134H46V131L45 130H47V127H46V122H45V124H44V119H43V116L45 115L46 117H47V115L46 114H49V113H51L52 112V109L54 108V106H56V105H58L59 103H57L56 105H55V103L56 102H58V100L56 99L57 98V93L56 94H54V92H55V90H56V88L54 87V88H52V86H53V84L54 83H52L50 86H48L47 88H45L46 86H44V85H46V81H48V80H50L51 78H52V80L51 81H54L55 80V71H56V74H58V71L57 70H55L54 69V71H51L52 69V61H51V55L50 54H48V53H50V51H53V50H50L49 51V45L51 44V41L52 40H50V42H49V45L46 47V42L48 43V39H47V41H44L45 39H46V37L44 38V40H38L43 34H45V36H47V32L46 33H44L45 31H46V23L49 21L50 22V17H52V18H54L55 16H56V14H55V11H54V9H56V8H54L55 7ZM147 5V4H146ZM152 5V4H151ZM172 5V4H171ZM174 5V4H173ZM176 5V4H175ZM183 5H185V4H183ZM97 6H99V5H97ZM107 6V5H106ZM111 6V5H110ZM113 6V5H112ZM144 6V5H143ZM158 6H159V3H158ZM161 6V5H160ZM165 6V7H166ZM189 6V5H188ZM187 6V7H188ZM192 6V5H191ZM260 6H262L263 8H262V10L261 9H259V7ZM90 7L92 8V5L91 6H89V10H90ZM96 7V6H95ZM104 7V6H103ZM127 7V6H126ZM140 7V6H139ZM163 9H165L163 6H161ZM174 7V6H173ZM179 7V9H180V5L178 6ZM194 7V6H193ZM192 7V9H196V7H194L193 8ZM99 8V7H98ZM105 9H106V7H104ZM111 8V7H110ZM120 8V7H119ZM122 8V7H121ZM124 8V7H123ZM138 8V7H137ZM185 8H186V6H185ZM261 8V7H260ZM51 9H53V10H51ZM104 9V10H105ZM114 9V8H113ZM116 9H118V8H116ZM163 9L161 10V12H163ZM168 9V8H167ZM171 9H172V6H171ZM177 10H178V8H176ZM196 9V10H197ZM85 10H86V6H85ZM93 11H94V9H92ZM90 11V13L92 12V15H93V13H95L96 14V12H93V11ZM102 9H100V11H101ZM104 10H102V13H103V11ZM120 10V9H119ZM151 10V9H150ZM158 10V9H157ZM157 10H154V11H157ZM166 10V9H165ZM170 10V9H169ZM177 10H174V12L176 11V14L174 13V12H169V14L170 13H172L173 15H177ZM182 9H180V11H181ZM187 10H188V8H187ZM260 11V13H259V11ZM50 11H52V12H50ZM87 11H88V9L86 10V11H84L85 13H87ZM106 11V10H105ZM107 11H108V9H107ZM107 11L105 12L106 14H107ZM122 11V10H121ZM125 11H127L126 9H125ZM128 11H131V10H128ZM127 11V12H128ZM136 11V10H135ZM138 11V10H137ZM146 11V10H145ZM144 11V12H145ZM167 11V10H166ZM179 11V13H181ZM184 11H186V10H184ZM184 11H183V15L185 14L184 13ZM139 12V11H138ZM143 12V11H142ZM157 12H159V10L157 11ZM188 12V11H187ZM189 12H190V7H189ZM193 12V11H192ZM196 11L194 10V13H195ZM264 12V11H263ZM116 13V12H115ZM123 13H125V12H123ZM134 13V12H133ZM153 13V12H152ZM155 13V12H154ZM197 14H200V13H198V12H196ZM195 13V14H196ZM84 14V13H83ZM100 13L98 12V15H99ZM112 14V13H111ZM126 14V13H125ZM142 14V13H141ZM157 14V13H156ZM165 13H163V15H164ZM168 14V15H169ZM182 14V13H181ZM181 14H180V16H181ZM187 14H189V13H187ZM61 16H62V14H60ZM64 15V14H63ZM87 15H90L91 16V14H89V11H88V13H87ZM120 15V14H119ZM182 15V16H183ZM186 15V14H185ZM191 15V14H190ZM201 15V16H202ZM60 16V18H62ZM67 16V15H66ZM96 16H97V14H96ZM101 16V15H100ZM105 16V15H104ZM132 16H134L133 14H132ZM142 16H143V14H142ZM146 16V15H145ZM152 16V15H151ZM151 16H150V18H151ZM157 16V15H156ZM159 16H160V14H159ZM170 16V18H171V16L172 15H169ZM177 16H179V14L177 15ZM179 16V17H180ZM193 16H195V15H193ZM199 16V15H198ZM197 16V17H198ZM210 16V17H209ZM29 17H31V18H29ZM59 17V16H58ZM69 17V16H68ZM75 17V16H74ZM128 17H130V16H128ZM141 17V16H140ZM165 17H166V15H165ZM168 17V16H167ZM189 15L188 16H186V18H188L189 19ZM87 18H88V16H87ZM89 18H92V16L91 17H89ZM88 18V20H90ZM97 18V17H96ZM104 18V17H103ZM113 18V17H112ZM138 19H139V17H137ZM146 18V17H145ZM160 18V17H159ZM158 18V19H159ZM169 18V19H170ZM173 18H174V16H173ZM213 18H212V20H213ZM248 18L249 17H247V20H248ZM62 19H65V18H62ZM92 19H95L94 18V15H93V18ZM125 19V18H124ZM134 19H136L135 17H134ZM157 19V18H156ZM175 19H177V17L176 18H174V20ZM192 18H190V20H191ZM194 20H195V17L193 18ZM192 19V20H193ZM196 19H199V18H196ZM201 19V18H200ZM209 19V20H210ZM235 19V21H236V23H234V28L236 27L235 26V24H239V23H237V20ZM241 19V18H240ZM250 19V18H249ZM73 20V19H72ZM96 21H97V19H95ZM102 20V18L100 19V21ZM113 20V19H112ZM115 20V19H114ZM126 20V19H125ZM124 20V21H125ZM130 20V19H129ZM151 20V19H150ZM180 20H185L184 18H182L181 17V19ZM205 20V19H204ZM218 20V19H217ZM245 20H246V18H245ZM251 20H252V18H251ZM253 20H255V19H253ZM252 20V21H253ZM57 21V20H56ZM59 21V20H58ZM64 21V20H63ZM67 20H65V22H66ZM69 21V20H68ZM67 21V22H68ZM92 21V20H91ZM90 21V22H91ZM95 21V22H96ZM119 21H120V19H119ZM143 21V20H142ZM144 21H145V19H144ZM167 21H168V19L166 20V25H167ZM178 21V20H177ZM189 21V20H188ZM200 21V20H199ZM221 21H222V18H221ZM220 21V19H219V21L218 22H221ZM33 22H36V23H34V28L32 27V24H33ZM128 23H129V21H127ZM133 22V21H132ZM146 22V21H145ZM156 22V21H155ZM161 22V21H160ZM181 22V21H180ZM180 22H178V23H180ZM186 22V21H185ZM208 22V21H207ZM212 21H210V24H211V27H209V28H212V23H211ZM215 22H216V20H215ZM217 22V23H218ZM241 22V21H240ZM249 22V21H248ZM247 22V23H248ZM58 23V22H57ZM59 23H62V25H63V22H60L59 21ZM97 23H98V21H97ZM135 23V22H134ZM138 23V22H137ZM170 22H168V24H169ZM182 23H183V21H182ZM192 23H195V22H192ZM203 23H205L206 24V22L204 21ZM209 23V22H208ZM227 23H229L230 24V22H227ZM233 23V22H232ZM36 24H38V25H36ZM51 24V23H50ZM99 24V23H98ZM145 24H147V23H145ZM144 24V22H143V25H145ZM156 24V23H155ZM163 24V23H162ZM171 24H173V22H171ZM185 24V23H184ZM187 24V23H186ZM209 24V25H210ZM220 23H218V25H219ZM222 24V23H221ZM250 24V23H249ZM38 27H36V26ZM58 25H60V24H58ZM104 25V24H103ZM103 25H101V27H104ZM107 25V24H106ZM118 25H119V23H118ZM117 25V26H118ZM131 25V24H130ZM133 25V24H132ZM135 25V24H134ZM139 26H140V24H138ZM148 25V24H147ZM146 25V26H147ZM188 25H189V22H188ZM195 25V24H194ZM198 25H200V23L198 24ZM208 25V26H209ZM230 25H233V24H230ZM230 25H227L226 26V24H225V27L226 28H228V26H230ZM240 25H241V23H240ZM244 25H245V21H244ZM49 26V25H48ZM61 26V25H60ZM64 26V25H63ZM68 26V25H67ZM71 26V25H70ZM114 26V25H113ZM116 26V25H115ZM126 26V25H125ZM152 26V25H151ZM167 26H169V25H167ZM171 26V25H170ZM173 26H174V24H173ZM172 26V27H173ZM185 26V25H184ZM221 26V25H220ZM224 26V25H223ZM52 27H53V25H52ZM62 27V26H61ZM130 27V26H129ZM128 27V28H129ZM162 27V26H161ZM175 27V26H174ZM181 26H179L178 28H180ZM193 27V26H192ZM203 27V26H202ZM201 27V28H202ZM206 27H207V25H206ZM238 27V26H237ZM56 28V27H55ZM67 28H69V27H67ZM114 28V27H113ZM154 28V27H153ZM153 28H151V29H153ZM164 28H165V30H166V26H164ZM176 28V27H175ZM175 28H173L174 30H175ZM177 28V29H178ZM182 28H184V27H181L180 29H182ZM187 28V27H186ZM190 28V25L188 26V29ZM194 28H196V27H194ZM193 28V29H194ZM219 28H221V27H219ZM224 28V27H223ZM226 28H224L223 30H225ZM48 30L50 29L49 27L47 28ZM60 29V28H59ZM103 29V28H102ZM126 29H127V27H126ZM131 29V28H130ZM147 29H149V27L147 26ZM146 29V30H147ZM156 29V28H155ZM154 29V30H155ZM168 29V28H167ZM178 30V31H182V30ZM188 29H187V32H188ZM197 29V28H196ZM200 29V28H199ZM208 29V28H207ZM222 29V28H221ZM51 30V29H50ZM54 30V29H53ZM133 30H134V27H133ZM142 30H144L143 28H142ZM141 30V31H142ZM154 30H152V32H154ZM159 30V29H158ZM157 30V31H158ZM214 30V29H213ZM215 30L217 31V26H216V28H215ZM228 30V29H227ZM227 30H226V32H223V35L225 36V34L224 33H228L227 32ZM230 30V29H229ZM233 30V29H232ZM239 30V29H238ZM64 31V30H63ZM62 31V35H63V33L65 32V34L67 33V30H65L64 32ZM110 31V30H109ZM135 31V30H134ZM177 31V30H176ZM184 31V30H183ZM199 31V30H198ZM202 31H204L203 29H202ZM207 31H209V30H207ZM231 31V30H230ZM112 32H113V29H112ZM142 32H144V31H142ZM145 32H147V31H145ZM151 31H149V33H150ZM156 32V31H155ZM168 32V31H167ZM172 32V31H171ZM170 32V33H171ZM186 32V31H185ZM184 32V33H185ZM191 31L189 30V33H190ZM195 32V31H194ZM194 32H193V34H194ZM206 31H204V33H205ZM238 32V31H237ZM54 33H55V31H54ZM53 33V34H54ZM58 33V32H57ZM72 33H73V31H72ZM75 33H76V31H75ZM74 33V34H75ZM107 33V32H106ZM139 33V32H138ZM159 33V32H158ZM161 33V32H160ZM169 33V32H168ZM175 33V32H174ZM177 33H179V32H177ZM183 33V34H184ZM196 33V32H195ZM200 33V32H199ZM202 33V32H201ZM208 33V32H207ZM230 33V32H229ZM232 33H235V31L233 30V32ZM232 33H231V35H232ZM48 34H50V32H48ZM52 34V33H51ZM56 34V33H55ZM60 34V33H59ZM59 34H56L57 36H55V37H58V35ZM68 34V33H67ZM126 33H124V35H125ZM127 34H128V32H127ZM130 34V33H129ZM128 34V35H129ZM157 34V33H156ZM173 34V33H172ZM215 34V33H214ZM218 34H219V32H218ZM144 35H146V34H144ZM151 35V34H150ZM159 35V34H158ZM185 35H186V33H185ZM188 35V34H187ZM200 35V34H199ZM203 35V34H202ZM207 35V34H206ZM210 35H212L211 34V32H210ZM52 36V35H51ZM59 36H61V35H59ZM67 37H68V35H66ZM72 36V35H71ZM111 36H113V35H111ZM115 36V35H114ZM119 36V35H118ZM118 36H115V38L116 37H118ZM139 36H140V34H139ZM148 36H149V34H148ZM154 36V35H153ZM168 36V35H167ZM189 36V35H188ZM191 36V38H192V34L190 35ZM189 36V37H190ZM205 36V35H204ZM221 36V35H220ZM224 36H223V38H224ZM44 37V36H43ZM49 37H50V35H49ZM53 37V36H52ZM64 37V36H63ZM63 37H60L59 38V40L60 41H58V39L57 38H55L56 40V42H61V40H62V38ZM129 37V36H128ZM142 37V36H141ZM140 37V38H141ZM146 37V36H145ZM144 37V38H145ZM149 37H151V36H149ZM174 37V36H173ZM212 37V36H211ZM219 37V36H218ZM217 37V38H218ZM42 38V37H41ZM69 38V37H68ZM73 38H74V36H73ZM125 38V37H124ZM137 38V37H136ZM135 38V39H136ZM181 38H182V36H181ZM188 38V37H187ZM200 38V37H199ZM216 38V37H215ZM226 38V37H225ZM53 39H54V37H53ZM65 39V38H64ZM63 39V40H64ZM120 39V38H119ZM142 39H143V37H142ZM150 39H152V38H150ZM156 39V38H155ZM169 39H172V38H169ZM174 39H176V37L174 38ZM190 39V38H189ZM205 39H206V36H205ZM66 40V39H65ZM73 41H74V39H72ZM111 40V39H110ZM115 39H114V37H113V40L112 41H114ZM117 40V39H116ZM123 40V39H122ZM126 40V39H125ZM131 40V39H130ZM153 40V39H152ZM158 40V39H157ZM165 40V39H164ZM180 40V39H179ZM179 40H178V38H177V41L179 42ZM198 40V39H197ZM202 40V39H201ZM207 40V39H206ZM213 40V39H212ZM218 40H219V38H218ZM218 40H217V42H218ZM226 40H227V38H226ZM54 41V42H55ZM70 41V40H69ZM68 40H67V42H69ZM73 41H70V42H73ZM118 41H120V40H118ZM159 41V40H158ZM161 41V40H160ZM177 41H175V43L177 42ZM189 41V40H188ZM191 41V40H190ZM189 41V42H190ZM193 41V40H192ZM209 41H211V40H209ZM62 42H65V41H62ZM66 42V43H67ZM121 42V41H120ZM140 42H141V40H140ZM152 42V41H151ZM197 43L199 42V41H196ZM203 42V41H202ZM207 42H208V40H207ZM112 43V42H111ZM118 43V42H117ZM117 43H113L114 45L116 44L117 45ZM132 43V42H131ZM171 43V42H170ZM185 43V42H184ZM184 43L182 42V43H179V44H183L184 45ZM186 43H188V42H186ZM197 43H195V44H193L194 46L197 44ZM211 43V42H210ZM214 43H216V42H214ZM220 43H221V45H223V41L221 42V40H220ZM59 44H61L62 45V43H59ZM59 44H57V45H59ZM71 44V43H70ZM73 44H75V42L74 43H72V46H73ZM130 44V43H129ZM141 44V43H140ZM139 44V45H140ZM153 44V43H152ZM169 44V43H168ZM167 44V45H168ZM179 44H177V45H179ZM213 44V43H212ZM226 44H229L228 42L226 43ZM52 45H54V43H52L50 46H51V48H52ZM56 45V46H57ZM113 45V46H114ZM133 45H134V43H133ZM154 45V44H153ZM191 44H189V46H190ZM203 45V44H202ZM202 45H200L202 48H203V46ZM218 45H219V43H218ZM60 46V45H59ZM64 46V45H63ZM66 46V45H65ZM71 46V45H70ZM74 46H76V45H74ZM121 46V45H120ZM120 46H118V48L120 47ZM124 46V45H123ZM144 46V45H143ZM141 47V49L142 48H144V47ZM155 46V45H154ZM174 46V45H173ZM227 46V45H226ZM58 47V46H57ZM67 47H68V45H67ZM129 47V46H128ZM156 47V46H155ZM168 47V46H167ZM182 47H184L185 48V46H182ZM191 47V46H190ZM212 47H214L213 45H212ZM212 47H211V49H212ZM217 47V45H215V47L211 50L212 52H213V50L215 49ZM219 47V46H218ZM222 47V46H221ZM49 48V49H48ZM63 48V47H62ZM69 48H71V47H69ZM76 48V47H75ZM123 48V47H122ZM127 48V47H126ZM162 48V47H161ZM188 48V47H187ZM205 48V47H204ZM204 48H203V51H204ZM207 48V47H206ZM231 48V47H230ZM48 50V53H46V52H44L43 50ZM54 49H55V45H54ZM61 49V48H60ZM64 49H65V47H64ZM72 49V48H71ZM70 49V50H71ZM78 49V48H77ZM80 50H81V48H79ZM79 49H78V51H79ZM114 49V48H113ZM128 49V48H127ZM134 49V48H133ZM207 49H209V48H207ZM218 49H220V48H218ZM73 50H75V49H73ZM110 50V49H109ZM130 50V49H129ZM128 50V51H129ZM139 50V49H138ZM149 50V49H148ZM156 50V49H155ZM164 50V49H163ZM192 50H193V48H192ZM192 50L190 51V52H192ZM198 50V49H197ZM200 50V49H199ZM210 50V49H209ZM217 50V49H216ZM62 51V50H61ZM68 51V50H67ZM72 51V50H71ZM81 51H83V50H81ZM80 51V52H81ZM90 51V50H89ZM113 51V50H112ZM143 51V50H142ZM158 51H159V49H158ZM194 51V50H193ZM196 51V50H195ZM211 51L209 52V55H210V53H211ZM228 51V50H227ZM230 51V50H229ZM228 51V52H229ZM69 52V51H68ZM114 53H116L115 51H113ZM118 52V51H117ZM123 52V51H122ZM130 52V51H129ZM141 52V51H140ZM147 52V51H146ZM152 53H153V51H151ZM202 52V51H201ZM206 52H207V50H206ZM260 51H258V54H259V57H260V55L262 54H260L259 53ZM65 53V52H64ZM73 53H76V51L75 52H73ZM72 53V54H73ZM77 53H79V52H77ZM84 53H86V51L85 52H83V56H80V58H83V57H85V54ZM91 53V52H90ZM145 53V52H144ZM159 52H157V54H158ZM180 53H182L181 51H180ZM189 53V52H188ZM232 53V52H231ZM53 54L54 53H52V57H53ZM68 56H69V54H70V56L72 55L70 52L69 53H66ZM66 54L64 55V57L66 56ZM112 54V53H111ZM118 54L120 55V52L119 53H117V56H118ZM160 54H161V52H160ZM194 54H196V53H194ZM206 54H208V53H206ZM229 54H230V52H229ZM256 54V53H255ZM55 55H57V54H55ZM63 55V52L60 54V55H58V56H62ZM110 55V54H109ZM178 55H179V53H178ZM190 55V54H189ZM193 55V54H192ZM190 56V57H192V59H191V61L195 58H193V56ZM197 56H198V54H196ZM201 54H199V56H200ZM232 55V54H231ZM234 55V54H233ZM78 59H79V57H78V55H75ZM74 56V57H75ZM90 56H91V54H90ZM117 56H116V62H117V59L119 58H117ZM132 56V55H131ZM141 56V55H140ZM145 56V55H144ZM163 56V55H162ZM202 57H203V53H202V55H201ZM212 56V55H211ZM226 56V55H225ZM255 56H257V54L255 55ZM255 56H252V57H255ZM60 57H58L59 59H60ZM67 57V56H66ZM74 57H72V58H74ZM76 57H75V60H76ZM88 57H89V55H88ZM93 57V56H92ZM108 57H111V56H108ZM107 57V58H108ZM143 57V56H142ZM156 57V56H155ZM227 57V56H226ZM251 57V56H250ZM258 57V58H259ZM263 57V56H262ZM140 58V57H139ZM138 58V59H139ZM150 58V57H149ZM161 58V57H160ZM204 58H206V57H204ZM219 58H221V55H220V57ZM229 58V57H228ZM241 58V57H240ZM245 58V57H244ZM244 58H243V60H244ZM261 58V57H260ZM65 59V58H64ZM69 59H70V57H69ZM84 59V61H85V58H83ZM82 59V60H83ZM88 58H87V54H86V60H87ZM93 59V58H92ZM101 59V58H100ZM99 59V60H100ZM113 59V58H112ZM130 59V58H129ZM133 59H134V57H133ZM132 59V60H133ZM142 59V58H141ZM150 59H152V58H150ZM166 59V58H165ZM175 59H177V58H175ZM190 59V58H189ZM207 59H208V57H207ZM212 59V58H211ZM210 59V60H211ZM218 59V58H217ZM216 59V60H217ZM226 59V58H225ZM236 59V58H235ZM234 59V60H235ZM253 59V58H252ZM54 60L55 59H53V62H54ZM56 60H58V59H56ZM55 60V61H56ZM71 60H73V59H71ZM74 60V61H75ZM98 60V61H99ZM108 60H109V58H108ZM156 60V59H155ZM164 60V59H163ZM169 59H167L166 61H168ZM172 60V59H171ZM188 60V59H187ZM227 60V59H226ZM225 60V61H226ZM229 60H230V58H229ZM242 60V63H244V61ZM61 61L63 62L64 60H63V57H61ZM98 61H93L92 60V63H91V60H90V63H91V65L94 67V66H96V62H98ZM102 61V60H101ZM120 61V60H119ZM148 61H150L149 59H148ZM213 61H215L214 59H213ZM223 61V60H222ZM221 61V62H222ZM236 61H238L237 59H236ZM246 61V60H245ZM257 61H258V59H257ZM70 62V61H69ZM77 62V61H76ZM89 62V61H88ZM93 62H95L96 64H94ZM104 62V61H103ZM107 62V61H106ZM134 63H135V60L133 61ZM137 62V64H138V61H136ZM142 62V61H141ZM143 62H145L146 64L145 65H147V61H143ZM157 62V61H156ZM164 62V61H163ZM169 62V61H168ZM167 62V63H168ZM172 62H173V60H172ZM185 62H186V59H185V61H184V59H183V64L185 65ZM188 62V61H187ZM186 62V63H187ZM224 62V61H223ZM249 62V61H248ZM250 62H251V60H250ZM260 62H262V60L260 61ZM78 63V62H77ZM100 63V62H99ZM102 63V62H101ZM105 63V62H104ZM119 63V62H118ZM134 63H133V65H134ZM165 63V62H164ZM180 63V62H179ZM190 63H192V62H190ZM215 63H216V61H215ZM215 63H214V65H215ZM220 63V62H219ZM230 63H231V61H230ZM229 63V64H230ZM233 63V62H232ZM235 63H237V62H235ZM235 63L234 64H232V65H235ZM239 63V62H238ZM80 64L81 63H78V66H80ZM106 64V63H105ZM104 64V65H105ZM108 64H110V62L108 63L107 62V65ZM136 64V63H135ZM136 64V65H137ZM156 64V63H155ZM159 64V63H158ZM166 64V63H165ZM182 63H181V66L183 65ZM250 64V63H249ZM251 64H253L252 62H251ZM250 64V65H251ZM76 65V63L73 65V66H75ZM103 64L101 65L102 66V68H103V66H104ZM122 65V64H121ZM140 65V64H139ZM138 65V66H139ZM161 65H162V63H161ZM167 65V64H166ZM172 65V64H171ZM191 65V64H190ZM213 65V66H214ZM218 65V64H217ZM224 65V63L222 64V66ZM240 65H241V63H240ZM260 65H261V63H260ZM58 66V65H57ZM56 66V67H57ZM61 65L59 64V66L58 67H60ZM82 66V65H81ZM85 66H86V64H85ZM90 66V65H89ZM97 66H98V64H97ZM100 66V65H99ZM98 66V67H99ZM141 66V65H140ZM143 67H146L145 69H149V68H147V66H144V65H142ZM141 66V67H142ZM152 66V65H151ZM168 66V65H167ZM178 66H180V65H178ZM178 66H177V68H178ZM187 66V65H186ZM212 66V67H213ZM222 66H221V68H222ZM227 66H228V64H227ZM227 66H226V68H227ZM239 66V65H238ZM252 66V65H251ZM115 67H117V66H115ZM114 67V68H115ZM119 68H120V66H118ZM117 67V68H118ZM127 67H128V65H127ZM133 67V66H132ZM155 68H157L158 69V67L159 66H154ZM154 67H152L153 68V71H155L154 70ZM185 67V66H184ZM207 67V66H206ZM209 67V66H208ZM231 65H230V67L228 66V68H229V70L231 69ZM260 67V66H259ZM75 68H77V66L75 67ZM82 68V67H81ZM86 68H89V67H86ZM91 68V67H90ZM99 68H101V67H99ZM102 68H101V70H102ZM105 68L106 67H104V70H105ZM107 68H108V66H107ZM109 68H110V66H109ZM131 67L129 66V69H130ZM136 68H137V66H136ZM135 68V69H136ZM160 68V67H159ZM172 68V67H171ZM177 68H175V69H177ZM182 68V67H181ZM214 68L215 69H217L216 68V66H214ZM218 68H219V65H218ZM221 68H220V70H221ZM223 68L224 69H226L225 68V65L223 66ZM222 68V69H223ZM255 68H256V66H255ZM58 69V68H57ZM79 69V68H78ZM93 69V68H92ZM91 69V70H92ZM111 69V68H110ZM110 69H108V70H110ZM121 69V68H120ZM123 69V68H122ZM128 69V68H127ZM140 69H142V68H140ZM140 69H138L139 71H140ZM170 69V68H169ZM223 69V70H224ZM235 69H236V67H235ZM242 69H243V72L245 71L244 70V68L242 67ZM250 69V68H249ZM59 70V69H58ZM100 70V69H99ZM107 70V69H106ZM106 70L105 71H103V72H101V73H103V74H105L104 72H106ZM108 70H107V72L106 73H110V71L108 72ZM123 70H126V69H123ZM143 70L144 69H142V72H143ZM161 70V69H160ZM178 70H179V68H178ZM184 69L182 68V71H183ZM219 70V69H218ZM239 69H237V71H238ZM259 70V69H258ZM78 71V70H77ZM86 71V70H85ZM113 71V70H112ZM128 71V70H127ZM135 71V70H134ZM158 71H159V69H158ZM168 71V70H167ZM176 71V70H175ZM222 71V70H221ZM226 71H227V69H226ZM237 71H235L236 73H237ZM74 72L76 73V69H74L73 68V76H74ZM87 72V71H86ZM92 72H94V71H92ZM120 72V71H119ZM118 72V73H119ZM122 72V71H121ZM120 72V73H121ZM130 73L132 72V71H129ZM129 72H127V74L129 73ZM152 72V71H151ZM163 72V71H162ZM169 72H170V70H169ZM178 72V71H177ZM177 72H175L176 73V77H177ZM219 72V71H218ZM232 72H234V71H232ZM232 72H231V70H230V74L232 75ZM234 72V73H235ZM241 72V71H240ZM64 74H65V72H63ZM78 73V72H77ZM96 73V72H95ZM112 73V72H111ZM113 73H114V71H113ZM134 73V72H133ZM139 73V72H138ZM157 73H159V72H156V74ZM160 73H161V71H160ZM171 73V72H170ZM170 73H168L169 75H170ZM173 74H174V70H173V72H172ZM180 73H181V70H180ZM179 73V74H180ZM222 73V72H221ZM235 73V74H236ZM242 73V72H241ZM245 73H246V71H245ZM244 73V74H245ZM63 74V76H62V79H65L66 77H65V75ZM82 74V73H81ZM87 74V73H86ZM85 74V72H84V75H86ZM91 74H93V73H91ZM132 74V73H131ZM141 74H143V73H141ZM167 74V73H166ZM227 74V73H226ZM235 74H233V75H235ZM238 74H239V72H238ZM238 74H237V76H238ZM258 74V73H257ZM260 74V73H259ZM78 75V74H77ZM96 75V74H95ZM95 75H93V76H95ZM97 75H98V71H97ZM107 75V77L109 76V78L111 77L112 78V76L111 75H108V74H106ZM121 75V74H120ZM158 75V74H157ZM156 75V76H157ZM160 75V74H159ZM172 75V74H171ZM240 75V74H239ZM247 75L249 76V74L247 73ZM246 74H245V79H246V76H247ZM263 75V74H262ZM71 76H72V74H71ZM92 76V75H91ZM153 76H155V72H154V75ZM155 76V77H156ZM166 76V75H165ZM222 76H224V75H222ZM241 76H242V74H241ZM264 76V75H263ZM75 77V76H74ZM85 77V76H84ZM96 77V76H95ZM106 77V76H105ZM106 77V78H107ZM120 77V76H119ZM122 77V76H121ZM124 77V76H123ZM159 77V76H158ZM171 77H173V76H170V78ZM234 77V76H233ZM92 78V77H91ZM115 78H117L116 77V74H115V77H114V79ZM125 78V77H124ZM161 78V77H160ZM162 78H163V76H162ZM166 78V77H165ZM169 78V79H170ZM218 78H219V76H218ZM231 78V77H230ZM235 79H236V77H234ZM238 78V77H237ZM250 78V77H249ZM62 79L61 80H59L58 81V84H57V89H58V91H60V88H61V81H62ZM69 79H72V77L71 78H69ZM86 79V78H85ZM89 79V78H88ZM93 79V78H92ZM96 79V78H95ZM114 79H112V80H114ZM120 79V78H119ZM174 79H175V77H174ZM174 79H172L173 80V82L175 81ZM247 79H248V77H247ZM246 79V80H247ZM66 80H68L67 78H66ZM84 80V79H83ZM110 80V79H109ZM117 80H118V78H117ZM117 80H115V82H114V86H118V85H116V82H117ZM125 80V79H124ZM124 80L122 79V82H124ZM137 80V79H136ZM141 80V79H140ZM232 80V79H231ZM243 80V79H242ZM242 80L241 81H239V82H242ZM261 80V79H260ZM64 82H65V80H63ZM80 81V80H79ZM81 81H82V79H81ZM87 81V80H86ZM120 81V80H119ZM132 81V80H131ZM146 81H147V79H146ZM149 81V80H148ZM168 81V80H167ZM217 81H219V80H217ZM228 81H230L229 80V77H228V79H227V83H228ZM71 82H72V80H71ZM70 82V83H71ZM150 82V81H149ZM160 82V81H159ZM171 82V81H170ZM170 82H169V84H170ZM173 82H171V83H173ZM176 82V81H175ZM178 82H180V81H178ZM220 83L222 82L223 83V81H219ZM238 81H237V84L239 83ZM245 82H247V81H245ZM261 82H263L264 83V80L263 81H261ZM260 81H259V83H261ZM68 83V82H67ZM69 83V86H71V84ZM73 83V82H72ZM77 83V82H76ZM108 83V82H107ZM118 83V82H117ZM125 83V82H124ZM126 83H128V82H126ZM125 83V84H126ZM143 83V82H142ZM157 83V82H156ZM224 83H225V80H224ZM230 83H231V81H230ZM63 84V83H62ZM84 84V83H83ZM88 84V83H87ZM119 84V86L121 85V84H123V83H121L120 84V82L118 83ZM138 84V83H137ZM147 84V83H146ZM168 84V85H169ZM179 84H181V82L180 83H177V84H175V86L176 85H179ZM237 84H236V87H237ZM243 84H245L244 82H243ZM89 85V84H88ZM91 85H92V80H91ZM96 85H97V83H96ZM95 85V86H96ZM101 85V84H100ZM157 85V84H156ZM155 85V86H156ZM161 85V84H160ZM167 85V84H166ZM166 85H164L163 87H165ZM172 85V84H171ZM170 85V86H171ZM242 85V84H241ZM240 85V86H241ZM259 84L257 83L256 84V86L255 87H257ZM262 85V84H261ZM261 85L258 87V90H260V87H261ZM63 86V85H62ZM84 86V85H83ZM105 86V85H104ZM103 86V87H104ZM108 86V85H107ZM127 87H128V85H126ZM130 86V85H129ZM134 86H136V85H133V89H134ZM139 86V85H138ZM138 86H136V87H138ZM158 86H159V84H158ZM172 86H174V83H173V85ZM224 86H225V84H224ZM227 86V85H226ZM239 86V85H238ZM238 87V89H240L241 90V87ZM243 86V85H242ZM254 86V85H253ZM44 87V88H43ZM80 87V86H79ZM82 87V86H81ZM91 87V86H90ZM99 88H100V86H98ZM122 87H123V85H122ZM126 87V88H127ZM141 89L138 91L139 92V94H138V92H137V90L135 91V92H137L136 93V95H139L140 96V99L143 97V96H141V95H143V93H141L140 91H142V88H143V86L141 85V86H139ZM139 87H138V89H139ZM145 87V86H144ZM148 87H149V85H148ZM162 87V86H161ZM178 87V86H177ZM180 87V86H179ZM251 87V86H250ZM263 87H264V85H263ZM69 88V87H68ZM72 88V87H71ZM85 88V87H84ZM93 88V87H92ZM131 88V89H132ZM167 88V87H166ZM166 88H164V89H166ZM169 88V87H168ZM168 88H167V90H168ZM248 87H246V88H244V90L245 89H247ZM254 88V87H253ZM42 90L43 92V98L45 97H47V96H51V98H52V95L54 94V95H56V96H54L53 95V100L51 101V102H47L46 104H45V106L43 105V106H41V107H43L42 108V110H40V113H38V115H39V117L41 116L42 117V119L41 120H43L42 122L43 123H41V122H38V120L36 119V121H33V119L35 118H33L32 119V117H30L31 119H32V121L30 122L29 121V115L32 113L31 112V110L33 109V107L35 106V103H31V101H28L29 100V98H32L31 97V94H32V92H33V94H34V91L35 90ZM73 90H74V87L72 88ZM71 89V90H72ZM81 89V88H80ZM88 88H86V90H87ZM104 89V88H103ZM102 89V91H104ZM117 89H118V87H117ZM124 90H126L125 88H123ZM122 89V91L124 92V90ZM129 89H130V87H129ZM128 88H127V90H129ZM132 89V90H133ZM235 89V88H234ZM233 89V90H234ZM256 89V88H255ZM34 90V91H33ZM37 90H36V92H37ZM68 90H70V88L68 89ZM67 90V91H68ZM77 90V89H76ZM79 90V89H78ZM78 90L76 91V95H77V92H78ZM83 90V89H82ZM81 90V91H82ZM97 89H95L94 91H96ZM107 90V89H106ZM126 90V92H127V95H128V91ZM144 90H145V88H144ZM147 90V89H146ZM177 90V89H176ZM236 90H237V88H236ZM235 90V91H236ZM243 90V89H242ZM253 90V93L255 92V90L254 89H252ZM251 90V91H252ZM262 90H263V88H262ZM66 91V92H67ZM85 91V90H84ZM93 91V92H94ZM116 91V90H115ZM130 91V90H129ZM134 91V90H133ZM133 91L130 93L131 95H132V93H133ZM171 91H173V88H172V90H170V92ZM237 91H239V90H237ZM257 91V90H256ZM41 92V91H40ZM61 92V91H60ZM63 92V91H62ZM64 92H65V90H64ZM64 92H63V94H64ZM74 92V91H73ZM92 92V93H93ZM105 92V91H104ZM143 92V91H142ZM178 92V91H177ZM241 92V91H240ZM248 92H249V88H248ZM257 92H259V91H257ZM263 92V91H262ZM71 93V92H70ZM82 93V92H81ZM85 93V92H84ZM88 93V92H87ZM108 93V92H107ZM122 93V92H121ZM147 93V92H146ZM154 93H156L155 91H154ZM165 93H166V90H165ZM215 93V92H214ZM223 93V92H222ZM233 93H234V91H233ZM242 93V92H241ZM244 93H245V91H244ZM243 93V94H244ZM35 94H37V93H35ZM44 94H46L47 96H44ZM95 94V93H94ZM111 94V96H110V99H111V97H112V93H110ZM158 94V93H157ZM170 94V93H169ZM173 94H174V92H173ZM180 94H181V92H180ZM213 94V93H212ZM217 94V93H216ZM220 94H221V91H220ZM227 93H225V95H226ZM239 93H237L236 92V95L237 96H239L238 95ZM255 94H257V93H255ZM38 95H41V94H38ZM60 95H62V94H60ZM59 95V96H60ZM65 95H67V94H65ZM70 95H72V96H69V97H72L73 99L75 98L74 96H73V94H70ZM101 95V94H100ZM105 95V94H104ZM116 95H119L118 93L116 94ZM116 95H115V100H116ZM134 95V94H133ZM133 95H132V97H133ZM171 95H172V93H171ZM177 95H179V93L177 94ZM222 95V94H221ZM247 95V92L245 93V96ZM50 96L48 97V98H50ZM78 96V95H77ZM79 96H80V90H79ZM85 96H86V94H85ZM88 96V95H87ZM92 96H93V94H92ZM120 96V95H119ZM146 96H148V94L146 95ZM146 96L144 97V98H146ZM166 96V98H167V94L165 95ZM174 96V95H173ZM172 96V97H173ZM200 96H202V95H200ZM204 96V95H203ZM213 96H214V94H213ZM234 96H235V94H234ZM236 96V97H237ZM248 96V95H247ZM250 96V95H249ZM259 96V95H258ZM260 96H261V94H260ZM94 97H95V95H94ZM108 97H109V95H108ZM128 97V96H127ZM149 97V96H148ZM169 97V96H168ZM171 97V96H170ZM169 97V98H170ZM170 98V99H173V98ZM179 97H181V96H178V98L177 99H179ZM197 97H198V95H197ZM209 97V96H208ZM215 97V96H214ZM220 97V96H219ZM233 97V96H232ZM242 97V96H241ZM252 97H256V95L255 96H252ZM264 97V96H263ZM36 98V97H35ZM40 98V97H39ZM87 97H85V99H86ZM91 98V97H90ZM93 98V97H92ZM113 98V97H112ZM120 98L123 100V98L120 96ZM135 98H138V97H135ZM143 98V99H144ZM169 98H167L168 100H169ZM203 98L204 97H202V99H198V101L200 102V100H202L203 101ZM230 98V97H229ZM240 98V97H239ZM245 98V97H244ZM259 98V100H260V97H258ZM261 98H262V96H261ZM34 99V98H33ZM33 99H30V100H33ZM38 99V98H37ZM64 98H62V100H63ZM70 99V98H69ZM68 99V100H69ZM81 99H83V96H82V98ZM97 99V98H96ZM100 99V98H99ZM103 99H105L106 100V97L105 98H103ZM103 99L101 100V103H102V101H103ZM109 99V98H108ZM129 99V98H128ZM147 99V98H146ZM151 99V98H150ZM153 99V98H152ZM167 99H165V100H167ZM196 99V100H197ZM205 99H207V97L205 96ZM209 99V98H208ZM221 100L223 99V98H220ZM232 99H234V98H232ZM237 99V98H236ZM256 99H257V97H256ZM36 100V99H35ZM35 100H33V102L35 101ZM39 100V99H38ZM44 99H42V101H43ZM61 100V99H60ZM67 100V99H66ZM65 100V101H66ZM122 100H121V103H122ZM126 100V99H125ZM135 100H137L138 102H139V99H135ZM154 100V99H153ZM162 100L163 101H165L163 98H162ZM181 100V99H180ZM241 100H242V104H243V106L242 107H244V103H245V100L243 99V98H241ZM253 100H254V98H253ZM252 99H251V101H253ZM258 100V99H257ZM70 101H72V100H70ZM75 101V100H74ZM74 101H73V103L72 102H68V104L69 103H72V105H74ZM76 101H77V99H76ZM82 101V100H81ZM95 101H97V100H95L94 99V102ZM112 101H114L113 99H112ZM137 101H135V104L136 103H138ZM160 101H161V97H160ZM179 101V100H178ZM177 101V102H178ZM182 101H183V99H182ZM186 101V100H185ZM210 100H208V102H209ZM236 101V100H235ZM240 101V100H239ZM239 101H236V102H239ZM243 101H244V103H243ZM36 102V101H35ZM40 100L38 101V104H40ZM67 102V101H66ZM83 102V101H82ZM86 102H87V104H88V100H86ZM93 102V101H92ZM93 102V103H94ZM105 102V101H104ZM141 102V101H140ZM151 102H154V101H152L151 100ZM162 102V101H161ZM160 102V104L161 105H163L162 103ZM169 102V101H168ZM192 102V101H191ZM207 102V103H208ZM212 102V101H211ZM218 102V101H217ZM231 102H233V100L231 101ZM253 102H255V100L253 101ZM259 101H257V103H258ZM261 102V101H260ZM259 102V103H260ZM42 103V102H41ZM43 103H45L44 101H43ZM62 103V102H61ZM78 103V102H77ZM85 103V102H84ZM90 104H91V101L89 102ZM93 103H92V105H93ZM98 103H99V101H98ZM100 103V104H101ZM106 103V102H105ZM104 103V104H105ZM109 103L111 104V102L109 101L108 102V104L107 105H109ZM157 103H158V100H157ZM165 103H167V102H165ZM201 103V102H200ZM204 103V102H203ZM206 103V102H205ZM213 103V102H212ZM249 103L250 102H248L247 104L248 105H246V107L245 108H247V106H249ZM33 104H34V106H33ZM67 104V105H68ZM103 104V103H102ZM101 104V105H102ZM117 105L119 104L118 103V101H117V103H116ZM134 104V105H135ZM148 104V103H147ZM152 104H155L156 105V99H155V102L154 103H152ZM180 104V103H179ZM181 104L183 105L184 104V102L182 103L181 102ZM214 104V103H213ZM241 104V105H242ZM255 104H256V102H255ZM37 105V104H36ZM63 105V104H62ZM71 105V104H70ZM89 105V104H88ZM95 105H97L96 103H95ZM116 105V108H118V106ZM120 105V104H119ZM128 105V104H127ZM140 105V104H139ZM142 105H143V103H142ZM145 105H146V102H145ZM194 105V104H193ZM233 105H235V103H233ZM232 105V106H233ZM237 105V104H236ZM235 105V106H236ZM240 105V104H239ZM238 105V106H239ZM264 105V104H263ZM38 106V105H37ZM40 106H38L39 108H40ZM59 106H60V104H59ZM75 106L77 107L78 105H76V102H75ZM80 107H78V108H80V109H82L81 108V102H80V105H79ZM82 106H83V108H84V105L82 104ZM86 106V105H85ZM100 105H98V107H99ZM104 107L106 106V105H103ZM112 105H110V107H111ZM126 106V105H125ZM164 106V105H163ZM184 106V105H183ZM253 106V105H252ZM259 106H260V104H259ZM262 106V105H261ZM71 107V106H70ZM101 107V106H100ZM108 107V106H107ZM113 108H114V106H112ZM147 107H149L150 108V102H149V106L147 105ZM147 107H145V109L147 108ZM153 107H154V105H153ZM153 107H152V109H153ZM166 107H167V104H166ZM168 107H170V106H168ZM188 107V106H187ZM191 107V106H190ZM251 107V106H250ZM56 108V107H55ZM63 108H64V105H63ZM65 108H66V106H65ZM72 108V107H71ZM78 108H76V109H78ZM93 108V107H92ZM106 108V107H105ZM122 108V107H121ZM139 108V107H138ZM137 108V109H138ZM155 108V110H156V108L157 107H154ZM235 108V107H234ZM238 108V107H237ZM240 108V107H239ZM249 108V107H248ZM59 109V107L57 108V110ZM74 109V111H75V107L73 108ZM73 109H72V111H73ZM80 109H79V111H78V113H80ZM90 109V108H89ZM95 109V108H94ZM93 109V110H94ZM97 109V108H96ZM110 108L108 107V110H109ZM112 109V108H111ZM119 109V108H118ZM165 109V108H164ZM163 109V110H164ZM233 109V108H232ZM242 109V108H241ZM259 109V108H258ZM56 110V111H57ZM61 110V109H60ZM60 110H58V111H60ZM63 110V109H62ZM67 110V109H66ZM69 110V109H68ZM67 110V111H68ZM125 110V109H124ZM134 110H135V108H134ZM141 110V109H140ZM170 110V109H169ZM168 109L166 110V112L168 111V112H171V110L169 111ZM175 110V109H174ZM186 110V109H185ZM189 110H191V109H189ZM55 111V110H54ZM58 111H57V113H58ZM64 111V110H63ZM63 111H60V112H62V114H65V113H67V112H64L63 113ZM71 111V112H72ZM84 111V110H83ZM92 111V110H91ZM98 111V110H97ZM102 111H103V109H102ZM105 111H106V109H105ZM121 111V110H120ZM136 111V110H135ZM145 111V110H144ZM147 111V110H146ZM151 111V110H150ZM157 111V110H156ZM156 111H154L153 110V112L151 111V113L153 114L154 112H156ZM204 111H205V109H204ZM204 111H202L203 112V114L205 113ZM228 111V110H227ZM225 112V113H228V112ZM229 111H230V109H229ZM249 111V110H248ZM251 111V110H250ZM35 112H36V110H35ZM60 112L58 113L59 115L58 116H60V118H61V116L62 115H60ZM86 112V111H85ZM85 112L83 113L82 112V110H81V115L83 116V114H84V116H85ZM101 112V111H100ZM107 112V111H106ZM108 112H110V111H108ZM190 112V111H189ZM206 112H207V110H206ZM233 112V111H232ZM258 112V111H257ZM37 113V112H36ZM54 113V112H53ZM76 113V117H77V112H75ZM83 113V114H82ZM87 113H91V112H87ZM87 113H86V115H87ZM95 113H96V110H95ZM117 113L119 114V111L117 110ZM125 113H126V111H125ZM135 113V112H134ZM140 113V112H139ZM138 113V114H139ZM150 113V112H149ZM148 113V114H149ZM157 114H158V112H156ZM156 113H154L155 115H156ZM159 113H160V111H159ZM163 113H164V111H163ZM174 113H175V111H174ZM181 113V112H180ZM224 113V112H223ZM223 114L224 116L226 115V114ZM253 113H256V112H253ZM262 112H260V114H261ZM68 114V113H67ZM93 114H94V112H93ZM103 114V113H102ZM107 114V113H106ZM105 114V115H106ZM112 114H113V112H112ZM115 114V113H114ZM132 114V113H131ZM136 114V113H135ZM137 114V115H138ZM152 114H151V116H152ZM172 113H170V115H171ZM206 114V113H205ZM251 114V113H250ZM38 115H37V117L36 118H38L39 119V117H38ZM55 115V114H54ZM69 115V114H68ZM67 115V116H68ZM91 115H92V113H91ZM99 115V114H98ZM117 115V114H116ZM116 115L115 116H112L113 118L112 119H114V117H116ZM123 115V114H122ZM160 116L162 115V113H160L159 114ZM167 115V114H166ZM170 115H167V119L169 120V116ZM179 115H181V114H179ZM178 115V117H177V115H176V117L178 118V120H183V123H185V121H186V123H187V125L189 124V126H193V123L191 124V123H188L189 121L186 119V120H184V118L182 119V117L181 116H179ZM201 115H202V113H201ZM200 115V116H201ZM228 115V114H227ZM229 115H230V112H229ZM245 115H246V113H245ZM263 116H264V114H262ZM64 116L65 115H63V117L62 118H64ZM72 116V115H71ZM93 116V115H92ZM146 116H147V114H146ZM150 116V117H151ZM172 116H175V115H172ZM198 116V115H197ZM224 116H221L222 118L224 117ZM74 118H75V116H73ZM86 117V116H85ZM89 117V116H88ZM101 117V119H100V121H102V120H104L105 119V117H104V115L102 116H100ZM108 117H109V119L111 118L110 117V114L106 117V119H107V121H108ZM144 117V116H143ZM156 117V116H155ZM162 117V116H161ZM161 117H159L158 119H156V120H160V118ZM164 117H165V115H164ZM176 117H175V119H174V121H173V125H172V127L171 128H174V127H176L175 128V131H177L178 129H177V124H179V123H176V125L177 126H175L174 125V123L176 122L175 120H177L176 119ZM181 117V118H180ZM230 117V116H229ZM244 117V116H243ZM243 117H242V119H243ZM247 117H248V113H247ZM250 117V116H249ZM259 117V116H258ZM45 118V117H44ZM50 118V117H49ZM56 117H54V119H55ZM59 117H58V120L60 119ZM65 118H66V116H65ZM84 118V117H83ZM87 118V117H86ZM90 118V117H89ZM94 118V117H93ZM92 118V119H93ZM96 118V117H95ZM94 118V119H95ZM102 118H104V119H102ZM118 118V117H117ZM133 120H134V117L132 116L131 117ZM149 117H147V119H148ZM152 118V117H151ZM174 118V117H173ZM227 118V117H226ZM246 118V117H245ZM48 119V118H47ZM47 119H46V121H47ZM91 119V118H90ZM97 119V118H96ZM95 119V120H96ZM111 119V120H112ZM120 119V118H119ZM140 119H142V118H140ZM139 119V120H140ZM147 119H145L144 118V120L143 121H145V123L146 122H148V121H146ZM150 119V118H149ZM165 119H166V117H165ZM164 119V120H165ZM218 119H220V118H218ZM240 119V118H239ZM50 120L52 121V119L50 118ZM61 120V119H60ZM65 121H67L68 122V119L66 120V119H64ZM69 120H70V118H69ZM115 120V119H114ZM123 120V119H122ZM126 120V119H125ZM136 120V119H135ZM152 119H150L149 120V123H150V121H151ZM163 120V121H164ZM167 120V121H168ZM177 120V121H178ZM190 120V119H189ZM216 120V119H215ZM232 120V119H231ZM256 120V123H257V119H255ZM259 120V119H258ZM55 122H57L56 120H54ZM77 121H79V120H77ZM77 121H75L74 120V122H77ZM93 120H91V121H89L88 120V122H92ZM100 121L99 120H97V122L95 121V123H97L96 125H97V128H98V125L100 126ZM105 121V120H104ZM103 121V122H104ZM129 121H131V120H129ZM162 121V124H164V122ZM188 121V122H187ZM213 121V120H212ZM222 121V119H220V122ZM243 121V120H242ZM252 121V120H251ZM49 122V121H48ZM48 122H47V124H48ZM53 122V121H52ZM60 122V121H59ZM79 122H81V123H76V125L80 128V130H78V129H76V131L75 132H77V130L78 131H80L79 132V134L80 135H78L79 137H77V138H71V136H68L67 135V137L66 138H63L64 137V135L62 134V137H59L58 139L55 137L56 136V134H55V136H54V138H55V140L57 139V141L55 142V144H53V151H52V153L54 154L53 156H52V159H51V162L50 161H47V160H50V158H49V156H48V154H47V160H45V162L47 161V164H48V162H49V164L48 165H46L47 167H48V169H47V172L43 175L42 174V172L43 171H39V172H41V174H42V176L41 175H39L40 176V180L39 179H37V180H39L38 182H37V189H39L40 190V192L38 193V195H37V197L38 198H43V196H44V194L45 193H53V194H59L60 192H61V189H69L70 190V192L68 193V200H76V199H79V198H82L83 196H85L86 194H88V193H90V192H94V195H95V197L99 200V206L100 207H102L108 214H109V218H113V217H115L116 215H118L119 214V212H128V211H131V210H139L140 208H142L143 206L144 207H147V206H149L150 207V209H152V210H156V209H158V207H160V206H164L165 207V209L167 210V211H169V212H173V211H180V212H193V214L196 216V217H201V219L204 217V219L206 220V218L208 219V218H210V219H212L211 221H216L215 222V224L217 223L218 224V226H220L221 224H222V222L224 221V220H226V225H230L231 223H233V222H239V221H241V220H248L249 218H250V216L251 215H253L252 214V212L251 211H248V209L246 208L245 209V207L246 206H249V207H251V206H253L255 203H258V202H261L262 203V201H263V199H262V201H257V202H255L253 205H248L247 204V200H249V198H250V192H249V190H251V188H253L252 187V185L251 184H248V186H241V187H239L240 189H241V192H239V190H238V194H235L234 193V191H233V189L234 188H237V187H233V185H232V180H223L222 179V175L220 176L219 174H218V171L220 170H218L216 173L214 172V174H216V176H219V177H221V178H218L217 177V179H214V177L213 178H210L209 177V175H208V173H207V169H206V172H205V174L207 175V178H205V177H196L195 176V174H197V173H199L198 172V170L196 171V170H194V169H189V165L186 163V162H184V160H183V158L180 156V154H178V153H176V154H174V155H170V157H169V161L167 162V163H165V164H161V163H156V161H153V159H151V158H146L145 159V157H144V160L142 161V163H139V161L141 162V160H142V158H143V154H144V151L142 152V151H140L141 153H142V157H140V158H138L139 157V155H138V153H137V162H138V166H137V168H136V166H135V171H134V173L132 174L133 176L132 177H128V176H125V175H123V170H124V167L125 166H123V163L125 162V159L124 160H122V157L123 156H117V158H116V160L114 161L113 159H114V155L112 156L113 158H112V160L114 161H111V162H113V164L110 166V167H106L105 166V164H102V165H99L100 164V162H99V164L97 163V165H99V169H98V167H96V163H95V171H96V169H97V172H95L96 173V175L94 176V180H92L93 179V176H92V179H91V181L90 180H88L87 179V177L86 178H82V179H80V180H77L76 179V177L74 176V175H72V174H70L69 173V168H68V166H65V164H69L70 162H72L73 163V161L74 160H76L77 162H78V165H79V167H80V169H78L77 167V173H78V170H80L79 172H80V174H82V173H85V172H87L88 173V170H87V168H89V166H91L92 165V162H94L93 161V158L94 159H101V158H103L104 156L102 155V157L101 158H99V156L96 154L95 156H96V158L94 157V152H98V151H94L93 152V147L98 143V141L100 140L101 142L99 143L100 144V147H98V149L100 148V150L99 151H101V145H102V140L104 139V137H103V139H100V137L102 136L101 135V130L99 129V131H98V133L97 134H91V133H89L88 131H87V129H86V127L88 126H85V122H87V120H80ZM98 122H99V124H98ZM102 122V123H103ZM108 122H110V120L108 121ZM111 122H113V121H111ZM110 122V123H111ZM156 122V121H155ZM154 122V123H155ZM169 122H170V120H169ZM171 122H172V119H171ZM170 122V123H171ZM214 123H215V121H213ZM226 122H228V120H226L225 121V123ZM232 122H233V120H232ZM261 122V121H260ZM264 122V121H263ZM262 122V123H263ZM89 123V124H90ZM105 123V122H104ZM110 123H108V126H109V128H110ZM122 123V122H121ZM121 123H120V121H119V126L121 125ZM152 123V122H151ZM167 123V122H166ZM165 123V124H166ZM170 123H167V124H170ZM200 123V122H199ZM210 123V122H209ZM216 123L218 124L219 122H217L216 121ZM224 123V124H225ZM253 123V122H252ZM49 124H52V123H49ZM60 124V123H59ZM63 125H64V121H63V123H62ZM62 124H61V126H62ZM92 124H94V123H92ZM111 124H114V123H111ZM135 124H136V122H135ZM135 124H134V127H135ZM158 124H159V122H158ZM172 124V123H171ZM191 124V125H190ZM205 124V123H204ZM217 124H216V126H217ZM223 124V123H222ZM224 124H223V127H224ZM228 124V123H227ZM231 124H233V123H231ZM238 124V123H237ZM240 124V123H239ZM56 125V124H55ZM66 125V124H65ZM75 125V124H74ZM75 125V126H76ZM95 125V126H96ZM102 125V124H101ZM124 125H125V123H124ZM127 125V124H126ZM156 125H157V123H156ZM195 125V124H194ZM207 125V124H206ZM209 125V124H208ZM211 125H212V122H211ZM226 125V124H225ZM255 125H259V124H255ZM24 126V127H25ZM60 126V125H59ZM60 126V127H61ZM91 126V125H90ZM89 126V127H90ZM93 126V125H92ZM91 126V127H92ZM106 126V125H105ZM130 126H131V124H130ZM148 126V125H147ZM179 126H184V125H179ZM186 126V125H185ZM199 126V125H198ZM197 126V127H198ZM240 126V125H239ZM52 127H53V125H52ZM58 127V126H57ZM62 127H65V126H62ZM68 127V126H67ZM62 128L60 131H62L63 130V132L65 131L66 132V130H68V128H69V130L67 131V132H69L70 133V135H72L73 137H74V131H73V129L75 130V128H74V126H69L68 128ZM88 127V128H89ZM94 127V126H93ZM112 127H113V125H112ZM112 127H111V129H112ZM115 128H116V126H114ZM141 127V126H140ZM154 127V126H153ZM187 127V126H186ZM230 127V126H229ZM13 128V127H12ZM50 128V127H49ZM59 128V127H58ZM119 128V127H118ZM139 128V127H138ZM142 129H140L139 130V132L142 130V132L143 131H145L144 129H143V127H141ZM146 128V127H145ZM152 128V127H151ZM195 128V127H194ZM200 128H201V125H200ZM207 128H208V126H207ZM235 127L233 126V127H231V129H234ZM239 128H241V127H239ZM249 128H250V126H249ZM54 129V128H53ZM56 129L57 128H55L54 130H55V132H56ZM92 129V128H91ZM90 129V130H91ZM97 129V130H98ZM117 129V128H116ZM116 129H115V132H116ZM131 129V128H130ZM158 128H156L155 129V131H156V134H157V130ZM177 129V130H176ZM188 129V128H187ZM189 129H190V127H189ZM230 129V130H231ZM237 128H235V131H237L236 130ZM252 129V128H251ZM251 129H250V131H251ZM24 130H25V128H24ZM50 130V129H49ZM119 130V129H118ZM120 130H123V127H122V129H120ZM124 130H126V129H124ZM133 130V129H132ZM131 130V131H132ZM149 130H151L150 128H149ZM159 130H161V126H160V128H159ZM167 130L169 131L170 129H168L167 128ZM173 130V129H172ZM181 130V129H180ZM180 130H178L179 132H180ZM204 130H206L207 131V133H209L210 131H209V129L207 130V129H204ZM211 130H212V128H211ZM242 130V129H241ZM245 130V129H244ZM254 130H255V128H254ZM45 131V132H44ZM58 131V130H57ZM59 131V133L57 134V135H59L61 132ZM104 131V129L102 130V132ZM107 131V130H106ZM147 131H148V128H147ZM165 131V130H164ZM164 131H163V134H164V136H165V133H164ZM200 131H202V128L200 129ZM205 131V132H206ZM209 131V132H208ZM215 131V130H214ZM232 131V130H231ZM234 131V130H233ZM234 131V132H235ZM238 131H239V129H238ZM50 132H51V130H50ZM65 132H64V134H65ZM111 132V131H110ZM121 132V131H120ZM120 132H119V134H120ZM127 132V131H126ZM126 132H124V133H126ZM133 132V131H132ZM150 132V131H149ZM149 132H147V134L149 133ZM153 132V131H152ZM152 132H151V134H152ZM160 132H162V130L161 131H159L158 132V134H160ZM179 132H177L178 133V135H180L179 134ZM205 132H203L202 131V133L203 134H205ZM216 132V131H215ZM213 133V138H214V135L216 136V140L217 141H219V142H221L222 141V139L223 140H226L227 141V139H224L223 137H221L220 138V140H218V138H217V134L216 133ZM242 132V131H241ZM245 132V131H244ZM261 132V131H260ZM25 133H26V131H25ZM48 133V132H47ZM72 133V134H71ZM131 133V132H130ZM144 134H145V136H146V132H143ZM155 133V132H154ZM175 133V132H174ZM185 133H186V131H185ZM199 133V132H198ZM202 133H200V134H202ZM229 133H230V131H229ZM232 133V132H231ZM247 133V132H246ZM250 133V132H249ZM249 133H247V135L249 134ZM258 133H259V131H258ZM49 134V133H48ZM156 134H155V138H156V140H159L160 141V139H158V137H156ZM188 134H190V132L189 133H187V135ZM195 134H197V131H196V133ZM211 134V133H210ZM221 134V133H220ZM237 135H238V133H236ZM66 135V134H65ZM110 135V134H109ZM125 135V134H124ZM133 135H134V133H133ZM132 135V136H133ZM150 135V134H149ZM162 137H163V135L162 134H160ZM159 135V136H160ZM168 135L170 136L171 134H169L168 133ZM167 134H166V136L169 138V139H171V137H169ZM175 135V134H174ZM185 135V134H184ZM193 135V134H192ZM198 135V134H197ZM206 135V134H205ZM204 135V136H205ZM208 135L209 134H207V136H206V140H208ZM252 135V134H251ZM255 135H257V133L255 134ZM49 136H50V134H49ZM123 136V135H122ZM128 136H130L131 137V135H128ZM211 136V135H210ZM233 136V135H232ZM243 136V135H242ZM241 136V137H242ZM254 136V135H253ZM259 136V135H258ZM173 137V136H172ZM182 137H183V135H182ZM181 136H179V138L181 139L182 138ZM185 137H187V136H185ZM195 137V136H194ZM197 137V136H196ZM219 137V136H218ZM234 137V136H233ZM260 138H261V136H259ZM51 138V137H50ZM49 138V139H50ZM102 138V137H101ZM112 138V137H111ZM119 138V137H118ZM123 138H125V136L123 137ZM147 138H148V136H147ZM150 138H151V136H150ZM176 139H177V137H175ZM174 138V139H175ZM212 138V136H211V138H209V139H213ZM26 139V138H25ZM44 139V138H43ZM48 139V140H49ZM108 139H109V137H108ZM128 139V138H127ZM134 139V138H133ZM137 139V138H136ZM168 139V140H169ZM175 139V140H176ZM184 140H185V138H183ZM188 139H191L190 138V136L188 137ZM187 139V140H188ZM195 139V138H194ZM254 139V138H253ZM45 140V139H44ZM51 140H52V138H51ZM110 140V139H109ZM125 140V139H124ZM123 140V142L125 143L126 142V140L124 141ZM129 140H131V139H129ZM128 140V141H129ZM179 140V139H178ZM178 140H176V141H178ZM186 140V141H187ZM192 140H193V137H192ZM203 140V139H202ZM202 140H200L201 142H202ZM205 140V139H204ZM205 140V141H206ZM53 141H54V139H53ZM105 141H107L108 142V140L106 139H104V143H105ZM114 141V140H113ZM113 141H111V144L113 143ZM127 141V142H128ZM133 140H131L130 142H132ZM165 141V140H164ZM163 141V142H164ZM174 141V140H173ZM195 141V140H194ZM193 141V143H194V146L193 147H195V142ZM196 141H198V139L196 140ZM215 141V140H214ZM217 141H216V143H214L213 142V145L215 146V144H217ZM229 141V140H228ZM254 141V140H253ZM46 142V141H45ZM45 142H42V144H44ZM50 142V141H49ZM115 142H117V141H115ZM127 142H126V144H127ZM130 142H129V144H130ZM136 142H137V140H136ZM138 142H139V140H138ZM155 142V141H154ZM153 142V143H154ZM169 142L171 143V141L169 140ZM175 142V141H174ZM233 142H235V141H233ZM103 143V144H104ZM118 143V142H117ZM134 143H135V139H134ZM140 143H141V140H140ZM140 143H135L136 144V149L138 148H141V145H140ZM156 143H158L157 141H156ZM164 143H166V141L164 142ZM184 143V142H183ZM190 143V142H189ZM204 143V142H203ZM206 144H207V142H205ZM209 143H210V141H209ZM230 143H232V142H230ZM236 143H238V142H236ZM61 144V145H60ZM99 144H98V146H99ZM119 145H120V143H118ZM118 144H117V147H118ZM129 144H127L128 146H129ZM133 144V143H132ZM134 144V145H135ZM142 144V143H141ZM143 144H144V142H143ZM172 144V143H171ZM222 144H224L223 142H222ZM221 143H220V145H222ZM226 145H228V142H226L225 143ZM224 144V146H226ZM59 145L61 146L60 148H59ZM107 145V144H106ZM123 145V144H122ZM127 145H126V147H127ZM138 145V146H137ZM169 145V144H168ZM177 145V144H176ZM186 145H187V143H186ZM198 146H196V148H198L199 147V143L197 144ZM210 145V144H209ZM230 145V144H229ZM232 145V144H231ZM235 145V144H234ZM234 145H232L231 147L233 148V146ZM51 146H52V142H51ZM107 146H109V145H107ZM112 146V145H111ZM114 146H116L115 144H114ZM131 146V145H130ZM129 146V147H130ZM143 146H145L146 147V145L144 144ZM142 146V147H143ZM148 147H149V145H147ZM156 146V145H155ZM160 146V145H159ZM165 147L167 146V144H165L164 145ZM179 147H181L180 146V144L178 145ZM177 146V147H178ZM185 146V145H184ZM190 146H191V144H190ZM202 146H204L203 144H202ZM208 146V145H207ZM239 145H237L236 144V147H238ZM38 147L36 148V150L38 149ZM40 147H39V151L41 150L40 149ZM105 147V146H104ZM103 147V148H104ZM116 147V148H117ZM129 147H127L128 149H129ZM133 147V146H132ZM144 147V148H145ZM158 147V146H157ZM163 147V146H162ZM169 147V146H168ZM171 148H172V146H170ZM174 147V146H173ZM186 147V146H185ZM212 148V151L214 152V150H213V146H211ZM227 147V146H226ZM225 147V148H226ZM229 148H230V146H228ZM49 148V150H50V147H48ZM95 148V147H94ZM106 148V147H105ZM116 148H114L115 150H116ZM153 148V147H152ZM151 148V149H152ZM171 148H170V150H171ZM184 148V147H183ZM221 148H224L223 147V145L221 146ZM229 148L227 149V150H229ZM234 148H235V146H234ZM239 148V147H238ZM35 149V148H34ZM42 149H44L43 151L45 152V149H47L46 148V146L43 148V145H42ZM133 149H134V147H133ZM136 149H135V152H134V154L136 153ZM137 149V150H138ZM149 149V148H148ZM148 149H146V150H148ZM158 149V148H157ZM163 149H165V148H163ZM168 149V148H167ZM173 149H176L175 147L173 148ZM187 149V148H186ZM193 149V148H192ZM191 149V150H192ZM205 149V148H204ZM211 149H210V151H211ZM236 149V148H235ZM240 149V148H239ZM244 149V148H243ZM103 150V149H102ZM110 150V147H109V149L108 150H106V151H109ZM112 150H113V146H112ZM112 150H111V152H112ZM113 151L114 152V154H115V152L116 151ZM121 150H122V148H121ZM139 150H142V148L141 149H139ZM154 150V149H153ZM156 150V149H155ZM161 148H160V152H161ZM188 150H190V149H188ZM187 150V151H188ZM191 150L189 151V156H191ZM196 150V149H195ZM195 150H194V153H195ZM199 150H201V148L199 149ZM208 150V149H207ZM206 150V151H207ZM216 150H217V148H216ZM245 150V149H244ZM31 151L33 152V149H31ZM104 151H105V149H104ZM105 151V153H107ZM117 151H119V150H117ZM123 151H127V153H129V155H130V149L129 150H123ZM133 151V150H132ZM131 151V152H132ZM157 151V150H156ZM169 151V150H168ZM180 151V150H179ZM202 151V150H201ZM205 151V150H204ZM223 151H226L225 149L223 150L222 149V152ZM230 151V150H229ZM229 151H226L227 153L229 152ZM237 151V150H236ZM236 151H230L231 153H233V152H236ZM26 152V151H25ZM28 152H30V151H28ZM102 152V151H101ZM100 152V153H101ZM110 152V151H109ZM108 152V153H109ZM138 152V151H137ZM158 152V151H157ZM221 152V153H222ZM241 152V151H240ZM247 150H246V154H247ZM258 152V151H257ZM37 153H39V152H37ZM46 153V152H45ZM51 153V152H50ZM121 153V152H120ZM119 153V154H120ZM125 153V152H124ZM126 153V154H127ZM146 153V152H145ZM154 153H155V151H154ZM163 153V152H162ZM162 153H161V155H162ZM169 153V152H168ZM179 153H181V152H179ZM182 153H183V150H182ZM193 153V154H194ZM199 154H201V152H198ZM202 153H203V151H202ZM221 153H219L218 152V154H220L221 155ZM226 153V154H227ZM33 154H34V152H33ZM32 154V155H33ZM44 154V153H43ZM110 154V153H109ZM118 154V153H117ZM133 154V153H132ZM131 154V155H132ZM133 154V155H134ZM184 154V153H183ZM196 154H197V152H196ZM212 154V153H211ZM225 154V155H226ZM234 154V153H233ZM236 154V153H235ZM238 154H240V153H238ZM237 154V155H238ZM252 153L250 152V155H251ZM28 155V154H27ZM30 155V154H29ZM32 155H30V157L32 156ZM116 155V154H115ZM122 155V154H121ZM124 155V154H123ZM128 155V156H129ZM132 155V156H133ZM149 156L148 157H150V154H148ZM158 155V154H157ZM160 155V154H159ZM158 155V156H159ZM167 155V154H166ZM186 155V157H187V154H185ZM222 155H224V154H222ZM224 155V156H225ZM235 156V157H237L238 158V156ZM244 155H245V152H244ZM258 155V154H257ZM256 155V156H257ZM34 156V155H33ZM35 156H36V152H35ZM38 156V155H37ZM46 156V155H45ZM97 156H98V158H97ZM132 156H131V158L130 159H133L132 158ZM188 156V157H189ZM208 156H209V154H208ZM207 156V158H210V157H208ZM233 156V155H232ZM241 156H242V154H241ZM248 156V155H247ZM246 156V158H248ZM44 157V156H43ZM42 157V158H43ZM51 157V156H50ZM109 157V156H108ZM108 157H107V154H106V160L108 159ZM124 157H125V155H124ZM134 157H135V155H134ZM221 157V156H220ZM226 157H227V155H226ZM230 157H231V155H230ZM229 157V158H230ZM240 157V156H239ZM254 157H255V155H254ZM258 157V156H257ZM259 157H260V154H259ZM259 157H258V160H259ZM264 156H262V158H263ZM33 158V157H32ZM35 158V157H34ZM33 158V159H34ZM37 158V157H36ZM126 158V157H125ZM159 158V157H158ZM200 158V157H199ZM241 158V157H240ZM245 157H243V159H246ZM261 158V159H262ZM44 159V158H43ZM72 159H74V160H72ZM105 159V158H104ZM129 159V158H128ZM129 159V160H130ZM141 159V160H140ZM160 160H161V158H159ZM158 159V160H159ZM185 159H187V158H185ZM189 159V158H188ZM187 159V160H188ZM194 159H195V156H194ZM197 159H198V157H197ZM197 159L196 160H194V161H196V163H197ZM214 159H216V158H214ZM217 159H218V155H217ZM223 159H224V161H225V159H226V161H227V159L228 158H225V157H223ZM233 159V158H232ZM232 159H231V161H232ZM254 159V158H253ZM252 159V160H253ZM255 159H256V157H255ZM102 160V163H103V159H101ZM109 160V159H108ZM107 160V161H108ZM134 160V159H133ZM189 160H191V158L189 159ZM208 160V159H207ZM210 160H211V158H210ZM230 160V159H229ZM247 160V159H246ZM249 160V159H248ZM248 160H247V162H248ZM251 160V159H250ZM257 160V159H256ZM124 161V162H123ZM136 161V160H135ZM164 161V160H163ZM193 161V160H192ZM193 161V162H194ZM204 161H205V159H204ZM219 161V160H218ZM221 161V160H220ZM220 161L218 162V163H216V165H220ZM236 161V160H235ZM238 161V160H237ZM245 160H242V162L243 163H245L244 162ZM262 161V160H261ZM260 161V162H261ZM263 161H264V158H263ZM43 162V161H42ZM75 162V161H74ZM105 163H106V161H104ZM110 162V161H109ZM130 162H132V160H130ZM134 162V161H133ZM221 162H223V161H221ZM241 161H239V167H241L240 166V163ZM254 162V161H253ZM108 163V162H107ZM126 163V162H125ZM190 163H191V161H190ZM203 163H205V162H203ZM208 163L209 162H207V165H208ZM211 163H213V161L211 162ZM226 164H227V162H225ZM224 163V164H225ZM228 163H229V161H228ZM258 163H259V161H258ZM258 163H257V165H258ZM262 163V162H261ZM44 164V163H43ZM77 164V163H76ZM110 164V163H109ZM133 165H135V163H132ZM200 164V163H199ZM250 164V163H249ZM256 164V163H255ZM33 165H35L34 163H33ZM94 165V164H93ZM127 165V164H126ZM129 165H130V163H129ZM196 165H198V164H196ZM201 165H202V162H201ZM206 165V166H207ZM210 165V164H209ZM208 165V166H209ZM221 165H223V163H221ZM236 165H237V163H236ZM262 165V164H261ZM263 165H264V163H263ZM263 165L261 166V168H262V170H263ZM69 166H72V164L70 165L69 164ZM123 166V167H122ZM131 166V165H130ZM130 166H128L129 168H130ZM203 166H204V164H203ZM211 166V165H210ZM226 166V165H225ZM231 166H233V163H232V165H230V166H228L229 167V169H230V167ZM238 166V165H237ZM254 166H256V165H254ZM73 168H74V172H75V164L72 166ZM198 167H200V166H198ZM214 167H217V166H214ZM222 167H224V165L222 166ZM247 167H249L250 169H252L251 168V166H248L247 165ZM258 166H256V168H257ZM33 168H34V166H33ZM41 168V167H40ZM71 168V167H70ZM81 168H82V173H81ZM84 168V169H83ZM94 168V167H93ZM92 168V169H93ZM207 168V167H206ZM218 168H220V166L219 167H217V169ZM225 168V167H224ZM235 168V167H234ZM256 168H253V170L254 169H256ZM259 168H260V164H259ZM36 169V168H35ZM72 169V168H71ZM91 169V168H90ZM90 169H89V171H90ZM123 169V170H122ZM133 169H134V166H133ZM203 169H205L204 167H203ZM216 169V170H217ZM233 169V168H232ZM243 169H246V168H243ZM37 170V169H36ZM40 170V169H39ZM42 170H44V169H42ZM85 170V171H84ZM87 170V171H86ZM129 170V169H128ZM221 170H222V168H221ZM225 170V169H224ZM224 170H222V171H224ZM226 170H227V168H226ZM236 170L238 171V169L236 168ZM235 170V171H236ZM247 170V169H246ZM252 170V171H253ZM258 170V169H257ZM45 171V170H44ZM73 171V170H72ZM71 171V172H72ZM93 171V170H92ZM124 171H127L126 169L124 170ZM202 169H201V173H202ZM230 171V170H229ZM250 171V170H249ZM249 171L247 172V173H249ZM251 171V172H252ZM37 172L38 171H36V174H37ZM91 172V171H90ZM213 172L212 173H210L211 175H213ZM221 172V171H220ZM232 172V171H231ZM234 172V171H233ZM240 170L238 171V172H236V174H238V176L239 175H241L240 174ZM93 173V172H92ZM92 173L89 175V176H91L92 175ZM129 173H130V171H129ZM228 173V172H227ZM226 173V174H227ZM235 173V172H234ZM242 173V172H241ZM255 174H256V172H254ZM262 173V172H261ZM75 174V173H74ZM127 174H128V172H127ZM245 174V172L244 173H242V175H244ZM253 174V173H252ZM250 175V174H249ZM254 175V174H253ZM260 175V174H259ZM39 176H38V178H39ZM148 176V177H147ZM200 176V175H199ZM204 176V175H203ZM224 176V175H223ZM230 176V175H229ZM232 176H233V174H232ZM235 176V175H234ZM246 176H248V174H246V175H244V177H246ZM85 177V176H84ZM145 177V178H144ZM209 177V178H208ZM225 177V176H224ZM242 177L243 176H239V179L241 178L242 179ZM216 178V177H215ZM227 178H228V175H227ZM236 178V177H235ZM256 177L254 176L253 177V179H255ZM260 178H262V177H260ZM226 179V178H225ZM230 179V178H229ZM231 179H232V177H231ZM240 179V180H241ZM245 179V178H244ZM247 179V178H246ZM258 179H259V176H258ZM236 180V179H235ZM243 180V179H242ZM256 180V179H255ZM254 180V181H255ZM262 180V179H261ZM233 181H234V179H233ZM250 181H251V178H250ZM253 181V182H254ZM236 182V181H235ZM245 182V181H244ZM252 182V181H251ZM256 182V181H255ZM263 183V181H260V183ZM154 184L156 185V187H153L154 186ZM166 184H168V186H165ZM197 184V185H196ZM233 184H235V183H233ZM238 184V183H237ZM254 184V183H253ZM256 184V183H255ZM153 185V186H152ZM239 185V184H238ZM257 185H259V183H257ZM263 185H264V183H263ZM235 186V185H234ZM255 186V185H254ZM259 188V187H258ZM198 189H200V193H196V191L198 190ZM260 189V188H259ZM262 189V188H261ZM235 190V189H234ZM262 190H264V189H262ZM237 191V190H236ZM259 191V190H258ZM255 192V191H254ZM250 193V194H249ZM253 193V192H252ZM264 194V193H263ZM236 195H239L238 196V198H236L237 196ZM261 195V194H260ZM254 196V195H253ZM262 196V195H261ZM259 198V197H258ZM261 198V197H260ZM253 199V198H252ZM252 199H251V201H252ZM256 199V198H255ZM253 201H254V199H253ZM249 203V202H248ZM251 203V202H250ZM261 203H259V205L257 206V208L258 207H260L261 205V208L263 207V203L261 204ZM245 204H247V205H245ZM261 204V205H260ZM244 205H245V207H244ZM254 207H255V205H254ZM256 207L255 208H249V210L250 209H257ZM263 209H264V207H263ZM261 210V209H260ZM104 212V211H103ZM263 212V211H262ZM105 214V213H104ZM251 214V215H250ZM56 215H58V216H60L61 215V213H56ZM256 215H259V214H256ZM261 215V214H260ZM100 216H102V213H101V215ZM255 216V215H254ZM262 216V215H261ZM253 217V216H252ZM203 219V220H204ZM209 220V219H208ZM207 221V220H206ZM210 221V220H209ZM213 221V222H214ZM243 241H241V243H242ZM239 244V243H238ZM261 247V248H260ZM19 249V248H18ZM252 249H260L259 250V252H264V234H263V236L262 237H260V239L259 240H252V241H250V242H248V243H243V244H240V245H237L233 250H231V253L232 252H237V251H248V250H252ZM81 251L82 252H85L86 253V251L85 250H83V249H81ZM131 251V250H130ZM131 252H134L135 254H136V256L139 258V261H144L145 259H147L148 257H147V255L145 254V253H141V252H139V251H137V250H135V251H131ZM87 254V253H86ZM170 260V259H169ZM174 260V259H173ZM177 260V259H176ZM178 260H181V259H178Z\"/></svg>",
    "mask_w": 264,
    "mask_h": 264
}]
</instances>
